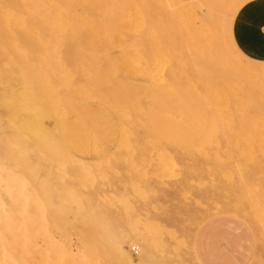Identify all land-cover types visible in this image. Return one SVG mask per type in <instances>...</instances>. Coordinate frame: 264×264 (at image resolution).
<instances>
[{"label": "rangeland", "instance_id": "obj_1", "mask_svg": "<svg viewBox=\"0 0 264 264\" xmlns=\"http://www.w3.org/2000/svg\"><path fill=\"white\" fill-rule=\"evenodd\" d=\"M167 1L169 3L170 0H167ZM167 1L166 0H0V21H5L8 24V27H4V28L12 29V30L13 29H16V30L17 29L18 30L19 29L20 30L25 29L23 31H26V29H27V31L37 29V30H39V32H42L44 26H46L45 29L47 31L49 30V27H55V28L57 27L58 29L62 28V29H66V32H68L69 35L66 34V32H64V34L59 33L61 31H59L58 33L54 32L55 28L54 29L51 28V30H53L52 33L54 32L56 35H61L59 39H61V44H63V46L61 47V45L59 44L60 47H58V45H57V49L59 48V50H58L59 52L61 50H63V51L66 50V51H68V52L70 51V53H72L71 50H73L72 49L73 46L77 47L79 45V47L83 48L84 47L83 44H85V45L87 44V46H86L87 48L84 47L83 48L84 50L89 49L88 45H89V47L93 48V50H92V48H91V50L89 49L90 51L88 50L92 54L88 53L86 50V52H87L86 54L89 57H91V55H92L91 61L88 59L89 57L87 58L88 60H85L82 56L83 61L85 60L90 64L92 63V65H90V67H88L89 64L88 65L86 64L87 62H85V61L83 62L81 60V58H78L82 64L81 65L80 62L78 61L77 62V64L79 63L78 67L81 65V68H83V69H81V71H79V75H77L79 78H76L75 77L76 73L74 74V72L70 69V67H69V70L71 72L66 71V68H65L66 66H69L70 62L72 64V61L69 60L70 62L66 66H65L66 63H60L59 59H60V61L62 59L59 58L58 56H56V54L52 52L54 47L52 48L50 46L51 43H47L49 45H47L45 48V49L48 48V50H46L45 54L43 53L44 51H42L43 47H42V49L40 48L41 50L39 49L40 51H37L38 48L36 49L31 45V44H35V43L38 44V42H36V41H34V43L32 42L33 38L29 39V41L31 40L29 42V43H31L30 46H27L28 44L24 43V44H27V45H25V48L28 47V49L26 48L27 55H28V53H30V51L33 52L34 54L43 53L42 56L45 55L44 57L47 59V55L50 54V53H47V51H49L50 50L49 47H51L52 48L51 52L53 53L52 55L55 54L54 56H56V58H54V59H58L57 62L60 64H58L56 62V64H58L56 66H54L50 63L48 65H46L48 63L47 60L45 61L46 64L42 63V61H41L42 56L40 55L41 59L39 57L38 58L41 62L39 60H37L39 62V64L36 63L33 59L29 58L30 60H33L34 63H36V65L38 64L35 68V64L33 63V65H32L31 64L32 62L29 63L30 60L28 59V56L26 55V57H24L25 54L22 55L23 54V52H22V54H20V55H22L24 58L27 59V64H22V62L19 61V64H22L20 66L17 63L20 66V68L16 63L14 64V62L11 65V63H12L11 60L15 61V59H16V58L13 59V56H12V57H9V60H10L9 65L11 68L9 67L8 63H5V65H4V63H3L4 57H2V56L6 55L8 58V54H4L5 48H3V47H6L7 44H10V45H8L7 48H9V46H11V45H12V47L14 46V48L17 46L16 43L12 44L11 41H9V39H11L9 37L13 34L15 35L16 32H14V31H16V30L12 31V33L10 30V33H9L10 35L8 37L5 36V34L0 35V37H1L0 38V45H1L0 47H2V49L4 51L3 55L0 54V60L2 61L1 63H3V65L0 64V71H1V73H0V152L3 155L6 154L5 156H7V158H9V160H13L15 163L12 161L11 162L14 163L15 165L17 163L16 166H17L18 170L21 172V174L23 176H25L24 177L25 180L26 181L29 180L31 182V183H29V181H28L26 183V186H25L26 188H24L25 193H24V191L22 192L25 195L24 197H27V198L29 197V200H27L25 198L28 202L26 200H25V202H24V200H21L22 202H20V200H19L18 203L16 201H15L16 203H14V202L11 203L10 201L6 202V200H5V201H3V209H4L5 213L8 214L9 218H10L9 213L11 214L12 219L14 218V216H16L17 219H14V220L15 221L19 220L18 221L19 223H20V220H21V222L23 221L22 223H24V220L25 221L27 220V223L30 220L32 221V222L30 221L28 224L30 226V227L28 226V231L32 236H30L29 234L28 235H29V238L33 240L32 243L30 241L28 242V245H29L28 253H30L31 256L34 254L33 260H35L36 262L32 260L31 264H34V263L38 264L39 262L41 264H43L44 260H42L41 256L39 255L38 249L40 247L42 248L43 246H45L47 244V242H48L47 239L49 238L47 236V234L49 236H51L53 239H59L62 236L67 237V239H69L68 240L70 242L69 246L72 250L69 248L68 257L66 256L65 258H63V261H60V263L59 262L58 263L59 264H64V263L65 264H71V263L73 264L74 255H76V251L79 248L78 247L79 244L77 242L78 241L77 236H78V234H79V236H82V235L86 236L87 234L85 235V233L86 232L89 233L88 231H86L88 229H92V231L90 230L92 234L91 233H89V234L92 238V241H94V243L93 242L91 243L92 247L90 250V254L91 255L94 254L93 260L91 259L92 264H99V262H97V261L102 260V259L103 260L105 259L110 264H116V263L119 264L116 256L114 257L113 252H112V250L114 251V247H113L114 244L113 243L117 239L122 243L123 247L130 253L132 258L136 259L138 257V250H137V254L134 253V251L132 250L133 245H132V243L128 242V239H129V236L131 235V229L133 230V227L136 228L137 226H140V228L137 227V229H140V230H136V229L135 230L140 231V233L142 235H148L147 231H151V234H154V235L149 234V236L151 238L156 237V236L159 238L158 235H161L162 238H160V239H157V238L153 239L152 238L154 240V243L156 242V244H155L156 248L154 249V254L156 257L154 256V258H157L159 255L161 257V255L164 253V250H166L164 248L166 246L169 247L168 244H170V243L172 244V242H173L174 245L170 244V248H172V249L167 248L165 253L172 257V254L167 253V251L170 253L173 252V254L176 253L175 254L177 256L176 258H179V256H180V258L183 256H186L185 258L187 259L188 253L189 254L192 253L191 255L195 254L196 246L198 244H200L199 222H200L201 218L203 220V212L201 213L202 208H200L201 209L200 213H201L202 217H201V215L199 216L200 213H198V216H197V215H194L193 212H195L196 210L199 211V206L203 207L204 211H205V205L208 204V202L206 201L207 199L202 200L203 197L208 198L209 204H210V202L213 203L214 201L216 202L217 200L224 202V207H218L219 204H223V203H219L218 201L216 202L218 204L217 205V208L219 209V210L217 209L218 212L213 211L214 213H212V211H210L213 209L216 210V205L213 206L215 208H213V207L211 208V204H210V207H209L210 210H209V208L206 207V209L208 211V212L206 211V216L204 214V217H205L204 219H206V220H209V219H212L213 217H217L219 215H222V216H230V217H234V218H241V219H244L245 221L248 220V222H250V221H252L250 219L252 216L251 213H254V216H255V214L257 215L256 211L258 210V213L261 212L259 214H261V215L264 214V207H263L264 197L261 196L263 199L261 198V200H260L259 199L260 193L259 194L256 193L259 191L254 192V191H250V190H249L250 193L254 192L252 195L250 194L251 197L253 196L252 198L254 200L258 199L257 203L258 202L261 203V204L258 203L255 206V208L251 207L254 210L250 211V209H249L248 211L250 213L247 211L249 214H251V216L247 215L248 213L247 214L244 213V211H246L247 209H245L244 211L242 210L243 215H240L241 214L240 212L239 213L235 212L233 209H232L234 211L233 214H232V211L225 210L229 207V205H230V204H228L229 202L231 204H233V207H235L234 206L235 202H237V200L241 201L240 199H237L236 201H232V200H234V199H232V197L235 198V196H236V198L241 197V199H242L243 195L245 197H247L246 195L248 194V192H246V195L242 194V196H240V193H243L244 190L246 188H248L249 185L248 186L246 185V188H245V185L243 183L239 182L240 180H238L239 178H237L238 175H237L236 170H235L236 167H239L240 169L246 168L248 171H251V169H252V172H253V171H256L257 168L258 169L261 168L260 167L262 165L261 163L264 161V124H263L264 121H261V119L264 118V115H262V113L264 112V81H263L264 80V74H262L261 73L262 71H260L264 68V0H239L235 4L233 9H231V11L229 12L230 15L228 16L229 19H228V22L226 25L227 41H228V44L230 45V47L232 46L231 47L232 50L236 49L235 51L234 50L233 51L243 61H247L249 63L255 64L254 71L257 72V73L253 72L256 75V78H255V76L253 74V76H254L253 78H255V80H253V78L249 79L250 81L249 80L245 81V79H243L242 81L244 84H248L250 82L249 83L250 85L249 84L243 85V83H241V86H242L241 89H243L244 91L240 90V92L239 91L235 92V90H234L235 88L233 89V87L231 86V85H234L236 83V81H235L236 79H234V81H235L234 83H232V82L230 83V80H228L229 82L224 81L225 83H223L224 84L223 86L226 88H224L222 86L225 90H223L222 87L219 90L221 97L216 90H213V92L208 93V96L211 93H212V96H209V97L207 96V98H208L207 102L205 99H203L204 98V95H202L203 93H200L199 91H197L194 88V85H193L194 82L190 79L189 84H187L185 80L187 79V76H186L187 74L190 77V75L192 76V73H194V71H199L200 69H201L200 71H203L202 69H204L205 67L203 66V64H200L201 61L204 58L208 59L211 56L214 57V54L216 55V53H217V49H215V48L220 49L217 45V43L220 40L219 37L221 38V36H220L221 33H219L220 35H218V31H217V29L220 30V28H219L220 26H217V25H220V23L218 22L219 19H218L217 15H216V19H215L216 12H214L215 14L212 13L213 11H217V8H216V10H213V7H212L213 11H211V9H208L207 7H205L206 9L204 7H203L204 9L203 8L198 9V7H195L194 4L197 3L195 1L200 2V0H194V1H192V3L190 0H188V1L183 0V1H186L184 4H183L182 0H176L177 5H179L180 2H182L181 6L179 5L181 8L176 7L175 6L176 4L173 3V1H172L170 3V7H172V8L169 9L168 3L166 4ZM206 1L207 2L209 1L211 4H212V2H216V0H214V1L213 0L212 1L211 0H205V1L201 0V2H203V3L205 2V4H206ZM218 1H217V4H218ZM222 1L220 0V3L218 5L216 3L214 5V7H220V8H218V10L219 9L220 10L217 12H220L221 10L223 11L222 8L224 6H222V5L226 4L230 0H226V2H225V0H222ZM186 3H188V5H185ZM210 3H208V4H210ZM222 3H224V4H222ZM182 5H185L186 7H183ZM175 7L178 9L177 12H176V9H174ZM200 9H202V10L200 11ZM181 10H183V11L185 10L184 11L185 13L182 12ZM222 11L220 12L221 14H222ZM217 14L220 16L219 13H217ZM201 16H202V18H201ZM194 19H195L196 23L192 22ZM45 29H44V31H45ZM37 30H36V32H37ZM47 31L45 32L46 34L49 32V31L48 32ZM26 33H28V32H26ZM31 33H32V31H31ZM31 33L29 35H31ZM45 33H44V36L46 35ZM6 34H7V32H6ZM32 34L33 35H31V37L35 35L39 38V39L36 38L39 40V44L43 41L42 40V38H43L42 34L43 33H40L41 35L39 34V36H41V42H40V37L38 35H36L34 33H32ZM22 35H23V32H22ZM24 35H23V37L25 39L26 37ZM29 35L27 34V36H29ZM56 35L53 34V35H51V37L54 36V38H55ZM18 36H19V34H18ZM17 37H15V38H17ZM21 37L22 36L20 33V39H21ZM49 37H50V32H49ZM2 38H5L6 42L8 41L6 46L3 45L5 43L2 42L3 41ZM36 39H34V40H36ZM43 39L47 40L48 38L46 37ZM50 39H52V38H50ZM23 40L21 39V41H23ZM46 40H45V42H46ZM52 40L54 41L55 39H52ZM69 40H72V41H69ZM105 40H106V42H105ZM114 40H116V41L114 42ZM206 40H207V42H206ZM16 41L14 40L12 42H16ZM26 41H27V39H26ZM49 41L50 40H48V42ZM67 41H69V42H67ZM188 41L190 42V44ZM1 42H2V44H1ZM58 42H60V41H57V43ZM42 43L44 44V41ZM57 43H55V44H57ZM69 43H71L73 45L71 47V50H69V49L67 50V48H69V45L65 46V44H69ZM117 43H118V45H117ZM17 44H18V46L24 45V44H20V42H18ZM37 44H35V45H37ZM39 44H38V47H41ZM104 44H105V46H104L105 48L103 47ZM45 45L46 44H44L43 46H45ZM81 45H83V46H81ZM18 46L16 47L15 50H17L18 48H21L23 51H25V49L22 46L21 47H18ZM31 46L33 47V49ZM64 46L65 47L68 46V47L64 48ZM99 46H101L100 48H102V49H99ZM55 47H56V45H55ZM79 47H77V49ZM188 47H190L192 50L191 49L188 50ZM81 48L78 49L79 53H81L80 52ZM95 48H97L98 50ZM2 49L0 52H2ZM9 49H7V50H9ZM55 49L56 48H54V50ZM57 49H56V51H57ZM214 49H215V51L213 54ZM28 50H30V51H28ZM32 50H36V51H32ZM96 50H97V53H96ZM9 51L11 53V54L9 53L10 55L15 53V52H12V50H9ZM198 51L200 52V55H199L200 58H203V59L198 58L199 57ZM65 52H60V53L65 54ZM68 52H66V54H68ZM73 52L75 54L76 50H74ZM205 52H207V53H205ZM33 53H30L29 56L31 54H32V56H34ZM83 53H85V52H83ZM222 53H223V51H222ZM15 54H17V52ZM39 54H37V55L39 56ZM74 54L72 53V55H74ZM194 54H196V55H194ZM18 55H19V53H18ZM52 55H50V56H52ZM72 55L70 57L73 60V62H75L76 60H74V59H75L76 55H74V58H72ZM201 55H203V56L201 57ZM206 55H207V57H205ZM54 56H52V57H54ZM218 56L216 55L217 58H218ZM14 57H17V55ZM35 57H31V58H35ZM62 57H63V55H62ZM96 57L98 58V60ZM195 57H196V59H195ZM7 58L5 57V59H7ZM48 58H50V57H48ZM67 58L68 57H64V60L66 61ZM217 58H215L214 60L216 61ZM222 58H227L226 54ZM17 59H16V62L18 61ZM199 59H200V63L197 66ZM206 59H205V61H206ZM9 60H5V62H7ZM43 60H45V59H43ZM64 60H63V62H64ZM51 61H49V62H51ZM205 61H203V62H205ZM212 61H213V59H212ZM67 62H68V60H67ZM23 63H26V61ZM28 63L32 67L30 65H28ZM83 63H85V64H83ZM195 63H197V64H195ZM41 64H42V66H41ZM77 64L76 65L73 64L74 66H76V69L74 67H72V69L76 70V72H78V70H79V69L77 70ZM205 64L211 65L210 62H208V61H206ZM215 64L218 65V67H219L218 63H215ZM43 65H46L49 68V71L46 69L47 72H49L46 75H44L46 70L43 68V67H45ZM60 65L62 67L64 66L67 74H68V72L70 75L74 74L73 77H75L76 79L65 77L66 74L64 72H62L60 74V72H61ZM73 65H71V66H73ZM213 65H211V66H213ZM13 66H14V69H13ZM28 66H30L31 68ZM201 66H202V68H201ZM258 66H261V68ZM195 67H196V69L197 68L198 69L195 70ZM25 68H28L27 70H29V72H27V70ZM37 68H39V70ZM42 68H43V70H45L44 74L40 73V72H42L41 71ZM88 68H90V69H88ZM208 68L211 69L210 66ZM10 69H12V70H10ZM22 69H25L24 70L25 72ZM30 69L34 70V71L31 72ZM57 69L60 71V72L58 71L59 73L57 72ZM91 69H92V72H91V74H89L90 73L89 70H91ZM151 69H154V70L152 71ZM255 69L259 70L260 71L259 73L261 75H263V77L261 75H260L261 76L260 77L258 74V71H256ZM20 70H21V72H20ZM87 71H89V73L86 74ZM152 72H158V74L162 73L164 75L165 79H167V80L168 79L171 80L172 77H174L172 82L171 81H169V82L173 83L175 85L170 87V88L168 87L167 89L163 90L161 93L156 95L155 98H153L154 100H152V102L150 103L151 106L147 105L145 107V108H147L149 106L148 107L149 109L145 110L148 113L147 116H145L146 112L143 110V109H145L144 106L146 104H149V101H151V100H148V99H150L148 94L150 92H154V90H153L152 86H151V89L153 91L151 89H149L150 88V82L152 79L149 78V79L144 80L143 78L153 76L151 78H155V79H153L155 81L156 80L155 76H157V74L155 75V73H154V75H150V74H152ZM173 72H174V74H173ZM35 73H37V74H35ZM263 73H264V71H263ZM139 74L141 75L140 78L138 77ZM202 75H203L202 72L201 73L198 72L196 78H194V81L201 82V77H203ZM55 76H57V77H55ZM87 77H89V78H87ZM177 77H179V78H177ZM257 77H258V79H257ZM90 78H91V80H90ZM180 79H182V80H180ZM55 80H57L58 82ZM76 80H77V82H74ZM53 81L56 82L57 84L54 83ZM161 81L164 82L163 79ZM174 81L176 83H174ZM177 81H179V82H177ZM180 81H182V82L185 81L184 85H186V86H183L184 88L179 85ZM242 81H240V82H242ZM153 82H151V83H153ZM182 82L180 83L181 85H182ZM51 83L52 84L54 83L53 84L54 87H52L53 85L51 86ZM73 83H75L76 85ZM55 84H56V86H55ZM88 84H90V85H88ZM176 84L178 86H176ZM236 84L234 85V87L238 86V84L237 85ZM188 85H189V87H188ZM89 86H92V87H89ZM153 86H154V84H153ZM191 86H192V88H191ZM241 86L239 84L238 89ZM69 87L71 89H79V90L81 89L80 90L81 92L79 90H78L79 92H76V90H75V92H76V95H75L73 90L70 91L71 89H69ZM87 87H89V89ZM83 88H84V90H83L84 92L87 89L89 90L91 97H95L94 93H95V90L97 88L98 90L104 92L105 96H107L106 97L107 100L112 99V100H114L112 102L115 104L117 103L115 98H117L118 100H120V98L123 99L124 102H126V104H127V108H133L131 110L127 109L129 112L128 113V119H129V122H131L130 124L128 123L130 128H128L127 122L122 123V120L119 119V117L115 115V117H112L111 120L109 119L107 121V123H105L104 131H105V134L107 137L106 139H102V140H98V141H92V140L90 141L89 140V141L78 142L76 140V137H75L74 117H75L76 112H79V115L81 112L80 108L78 110V102H79V100L81 102L82 101L81 97L85 95V94H82L80 97V94H79V93H84L82 91ZM253 88H254V90H252ZM154 89H155V87H154ZM257 89H259V91H257ZM88 90L86 92H88ZM171 90L172 91L174 90V91L172 92ZM69 91L71 92V94L68 93ZM253 91H256V93H254ZM109 92L114 93V95L110 96ZM242 92L245 95H243ZM48 93L50 95H48ZM72 93H73V95H72ZM77 93L79 94L78 97H77ZM257 93L260 95H258ZM199 94H201V96ZM238 94H239L240 99L242 101L238 98L239 97ZM86 95H88V93H86ZM147 95H148V97H147ZM246 95H247V97L250 95L249 98L252 99L253 103H255V102L258 103V104L257 103L253 104V108L251 107L252 105L248 106L252 109L247 107V105L252 101L249 99L250 102H248L249 100L248 101L246 100V99H248L247 97H245ZM68 96H70V97L67 99V101L70 100V98L72 96V99H73V97H74V99L77 98V99H75V101H77V102H75L73 99V100L68 102L69 104H70V102L72 104L68 105V103H67L66 105H64V100L66 99L64 97H68ZM55 97H57L58 99ZM223 97L225 98V100ZM241 97H243V98H241ZM52 98L55 99V102L52 100ZM259 98L260 99L262 98L261 100L263 101V103L261 102V100ZM84 99L87 100L86 97ZM92 99H94V98H92ZM177 99H179V100H177ZM210 99H211V101L214 100V102L210 103ZM243 99H244V101H243ZM51 100L54 102V104L56 103V105H53V106H55L54 111H52L53 116L51 115L52 113L50 114V112H49V110H50L49 107L53 108V106L50 105L52 103ZM46 101H48V102L50 101L51 103L50 102L45 103ZM61 101H63V103ZM185 101H187V102H185ZM224 101H225V103H224ZM59 102H61V104L64 105V111H67V113L65 112V114H64L63 113L64 111L61 109L56 110L57 106H60V108L63 109V106L58 104ZM174 102L178 103L179 105L174 103ZM41 103L44 105H42ZM139 103L140 104L144 103V104L142 106L141 105L138 106L137 104H139ZM259 103H262L263 105L259 104ZM40 104H41V106H40ZM211 104L213 107L211 106ZM245 104H247V105H245ZM257 105H259V106L257 107ZM133 106H135V108ZM137 107H138V109H137ZM244 107H247V108H244ZM256 107L259 108L258 110H260V111L257 112ZM184 108L187 111H185ZM36 109H37V111H36ZM66 109H68V110H66ZM241 109H243L245 112H246V109H248V111H247L248 113H246L247 115ZM253 109L255 110V112L254 111L252 112ZM134 110H137V112L138 111L139 112L137 113ZM148 110H149V112H148ZM250 110H251V113H250ZM140 112H142V113H140ZM162 112L164 113V115ZM186 112H188L187 115H185ZM259 112H262V113L260 114ZM42 113H44V114H42ZM130 113H132V115H131L132 117H130ZM256 113L257 114L259 113L260 115L259 114L257 115ZM47 114H50V117L52 116L51 118L49 117V120H48L49 123L47 121ZM63 114L65 115V117L62 116ZM141 114H144V115H141ZM254 114H256V115H254ZM133 115H135V116H133ZM158 115L160 116V118H158L159 117ZM136 116H138V117H136ZM141 116H143V117H141ZM166 116H167V118H166ZM60 117H63V118L61 119ZM214 117H216L215 118L216 122L214 120ZM245 117L246 118L249 117L247 119L249 122H247V120L244 119ZM56 118H58L60 120L58 121V119H56ZM145 118H147L148 120ZM169 118L171 121L169 120ZM251 118H253V119H251ZM130 119L133 121H130ZM135 120H137V121H135ZM241 120H243V121H241ZM60 121H61V123H60ZM146 121L149 122L148 124L150 126L149 125L147 126ZM245 121H246V123H245ZM133 122L135 123V125H133L134 124ZM145 122H146V124H145ZM139 123H140V125L142 123V125L140 126ZM240 123H241V125H240ZM43 124H45V125H43ZM246 124H248V125H246ZM48 125H50L51 127H54V130L52 131L51 135H53L54 139L55 140L57 139V141H58L54 145V147H55V149L57 148L56 150H58L60 148L59 152L60 151L61 152L58 154H59V156H61L63 154L61 156V158L55 153L54 154H55L56 159L53 157L54 155L52 153L55 150L54 151L52 150L53 152L50 153V155H51L50 156L48 150L45 151L46 148H45V146H43L44 143L42 144V142H41V141L45 140L44 139L45 135H44L43 131H41V129L42 128L46 129L48 127ZM144 125H146V126L144 127ZM43 126H45V127H43ZM131 128H132V130H131ZM137 128H139V129H137ZM31 129H33V130L35 129V131L33 133H31L32 132ZM44 129H42V130H44ZM122 129H125V134H123L124 130H122ZM148 129H149V132H147ZM137 130L139 132H137ZM127 131H128V133H127ZM135 132L137 134H135ZM34 133L35 134L37 133V134L35 135ZM144 133L147 135H145ZM127 134H128V136H127ZM152 134H154V135H152ZM34 135L38 136V141L36 139L37 137H35ZM42 135H44V136H42ZM129 135L131 138L129 137ZM150 135H152V136H150ZM39 136H42L43 138H41V140H39L40 139ZM123 136H125V137H123ZM122 137L125 141V142L123 141V144L126 143L127 145L126 144L123 145L121 143ZM125 138H127V139H125ZM42 139H44V140H42ZM139 139H141V140H139ZM132 140H134L136 142H133ZM119 142H120V144H119ZM140 143L145 145V147L143 145H141ZM147 145H149V146L147 147ZM42 147H44V148H42ZM122 147H123V149H122L123 151H121ZM187 148L189 149V151ZM192 148H194V149H192ZM136 149H137V151H136ZM148 149H150V152ZM180 149L183 150L184 152L181 153L182 151H180ZM177 150L179 151V153H176ZM37 151H39V152H37ZM127 151H128V153H127ZM145 151H146V154H145ZM185 151H186V153H185ZM172 152H174V153L172 154ZM184 153H185V155L183 156ZM179 154L180 155L182 154V156L185 157V159L184 158L181 159ZM111 155H113V156H111ZM173 155L174 156L179 155V156L174 157ZM164 156L167 157V159H165ZM62 157H64L65 160H63ZM113 157H115V158H113ZM52 158H54L55 160ZM76 158L78 160H76ZM69 159H70V161H69ZM55 161H56V163H55ZM25 162H27L26 163L28 165L27 167H26ZM65 162H67V163H65ZM81 162L82 163L87 162L88 164H90V165H88L87 163L86 164L84 163L86 165V167L81 166V165H80L81 167L79 166L80 168H85L84 170H82L83 174H82V172L80 173L81 170L78 167V163L82 164ZM76 164H77V166H76ZM55 165H57V166H55ZM18 166H20V169ZM48 166H49V168H48ZM52 166L54 167V169ZM161 166L163 167L161 170L156 169V168H161ZM23 168L25 170L26 169L27 170L25 171ZM187 168L190 169V173H189V171L187 173V170H186ZM191 169H192V171H191ZM199 169H200V171H199ZM253 169H255V170H253ZM22 171H24L26 175ZM88 172H89V175L95 174V176H92V177L86 176L85 177V173H88ZM154 172H156V174L158 176L156 174H154ZM185 172H186V175L184 174ZM146 173H147V176H146ZM200 173H201V175H200ZM255 173L256 172H254V174ZM183 174L187 178L186 182H188L189 187L185 186L186 187L185 188V187L177 186L175 184V181L177 183L178 180H180L178 178H180V176H183ZM188 174H190L191 176L190 175L187 176ZM197 174H199V175H197ZM83 175L85 178L81 177ZM154 176H156L157 179ZM184 176L180 180L181 182H184V181H182V180H185ZM146 181H147V183H146ZM250 183L251 182H249V184ZM185 184L187 185V183H184L183 185H185ZM251 184H250V186H253V184L252 185ZM175 185H176V187H175ZM255 185L253 186L254 190H255ZM148 187H149V189H148ZM172 187L176 188V189H173ZM177 187H178V189H177ZM180 187L182 188L181 190H180ZM239 188L243 189L242 192H240ZM28 189L30 192L28 191ZM187 189H189V191ZM251 189H252V187H251ZM257 189H258V187H256V190ZM151 190L155 192L156 197L153 194L154 192H152ZM233 190H234V192H233ZM171 191L173 193H171ZM245 191H248V190L246 189ZM238 192H239V194H238ZM26 193H27V195H26ZM185 193L188 194L189 196L185 195ZM234 193L235 194L237 193L238 195L232 196L231 194H234ZM255 193H256V195H255ZM19 194H21V193H19ZM169 194H170V196H169ZM206 195H207V197H206ZM230 195L232 197L227 198ZM250 195L248 194V198H250ZM260 195H262V194H260ZM179 196H181V197L178 198ZM255 197L257 199H255ZM168 198H169V200H168ZM21 199H23V196H21ZM200 199L202 200V202L200 201ZM224 199H226L227 202L224 201ZM229 199H230V201H229ZM157 201L159 202V204ZM161 201H163V202H161ZM179 201H180L181 205H180ZM192 201H194V202H192ZM242 201L245 202V200H243V199H242ZM252 201L253 200L251 199V203L254 204V201L253 202ZM182 202L183 203L185 202L184 203L185 206L189 205L188 206L189 208L187 209V207H185L182 204ZM196 202L198 204H195ZM215 202H214V204H216ZM246 202L249 203L248 205H250V202H248V200ZM23 203H24V205H23ZM156 203H157V205H156ZM170 203H172L171 204L172 206L170 205ZM204 203H206V204H204ZM237 203H236V206L239 205ZM17 204L20 205L19 208H18ZM176 204H179V205H177V208H174V206H176ZM34 205H35V207L37 206L38 209L35 208ZM160 205H161V207H160ZM196 205L198 206V208H194L195 209V211H194L193 207H197ZM243 205H244L243 208H246V207L250 208V207H248V205H246V203ZM153 206H156L159 208H157V210H154V209H156V207H154V209H153ZM163 206H165V207H163ZM167 206H170V209H168L169 207H167ZM11 207H12V209H11ZM184 207H185V209H184ZM257 207H260V209ZM39 208H42V210L40 209V211H39ZM173 208L174 209L179 208V211L177 210V212H175L176 210L173 211ZM221 208H223V209H221ZM229 208H232V207H229ZM241 208H242V205H241ZM261 208H263V210H261ZM162 209H164L166 212L165 211L162 212ZM167 209L171 213L169 211H167ZM190 209H191V211H189ZM235 209L237 210L236 207H235ZM184 210H186V211H184ZM192 210H193V212H192ZM61 211H63L64 217L63 216L58 217V214H60ZM187 211L189 212L190 215L187 214L188 213ZM238 211H239V209H238ZM262 211H263V213H262ZM173 212L177 213V214H174ZM178 212H181L182 216L185 215V217L188 215L190 217V218L186 217L187 219L189 218L188 221L184 217L180 218L182 221L179 220L178 217L181 215V213L179 214ZM185 212L187 215L186 214L183 215V213H185ZM18 213H20L21 215H24L26 213V219L22 218V219H24V220H22L21 218H19L18 216H21V215ZM155 213L159 216L158 218H157V215H155ZM164 213L165 214L168 213L169 214L168 216H170L171 218H172V216H174V217L172 219L170 217L168 218L167 215H165ZM195 213L197 214V212H195ZM160 214L162 217L160 216ZM192 214L194 215V220H192V216H193ZM245 214L249 217H246ZM163 215L165 218L163 217ZM177 215H179V216L177 217ZM261 215L260 216L258 215L257 217L263 218L264 216L262 217ZM150 216L152 218H153V216H155L154 218L157 220V221H155V224L158 222L159 227H157V224L154 225V221H152V218ZM242 216H243V218H242ZM146 217L149 218V220L150 219L151 220L150 221L145 220ZM198 217L200 218V220H198L199 219ZM257 217L256 216L252 217V219H254V221H255ZM62 218L65 219L66 221H64ZM137 218L141 221H139ZM166 218L168 219V221ZM136 219H137L138 223L143 224L142 226L145 225V227H143V228H145L144 234H143V232H141L143 230V228L141 227V225L137 224ZM155 219H153V220H155ZM190 219H191V221H189ZM44 220L47 221L50 225L48 223L45 224ZM143 220L148 222V227L149 226L152 227V224H153L155 226V228L157 227L158 230H161V231L158 232L157 228L155 229L153 227H152V230L149 229L150 227L147 228V230H146L147 223L145 222V224H144ZM9 221L11 222L10 219H8L7 221L5 220V218H4V220H3V218L0 219V227L4 229V231H3V229L1 230V228H0V233L6 234V235L3 234L4 237L6 236L5 237L6 239H4L5 241L3 240L4 242L2 241V243H3L2 245L3 246L5 244H6L5 246H8L9 244L13 245L12 243H14L13 242V240H14L15 243L17 242V247H19L18 245H20V241H18V240L20 239L19 237H21V235L18 233L19 226L14 224L15 226L12 227L13 224L11 225ZM40 221H42V222H40ZM49 221L52 223L53 222L55 223V221H56L57 223L55 224V226H53L52 223H50ZM63 221L64 222L68 221L70 223V224L68 223L69 225L67 224V226H66V228L68 227L67 230L66 229L64 230L65 231L64 235H66V236L63 235L64 231H62V233H61V231H59L58 224H59V222L62 223ZM164 221L167 223H165ZM6 222H8L7 225H6ZM34 222H37V224L40 222V224H39L40 226L37 227L38 225ZM180 222L185 223L184 226L185 225L187 226L188 223L192 224L191 222H193L194 225L192 226V228H190L191 229L190 231H192V232L190 233L189 230H187V229H186L187 231H183L184 226H182L183 224H181ZM1 223L3 225H1ZM41 223L44 225H49L48 227L49 228L51 227L52 229L50 228V230H49V228L46 226L45 229H47V232H45L44 229L41 228ZM84 223H86L87 226ZM255 223L257 224V222H255ZM79 224H81V226ZM82 224H84V226ZM89 224H90L91 228L88 226ZM161 224H163V225L161 226ZM172 224H175V225H172ZM176 224H177V227H176ZM44 225L42 227H44ZM178 226H180V227H178ZM190 226H187V227H190ZM172 227L175 229V231L177 230V228H178V230H181V231H179L181 234L178 235L177 234L178 230L175 232V231H173ZM38 228L41 230H38ZM141 228H142V230H141ZM83 229H85V230L83 231ZM153 229L155 230V232ZM162 229L163 230L165 229V230L162 231ZM80 230L83 233L80 234L79 233ZM168 230H170V231H168ZM171 230H172V232L176 233L175 236L171 235V233H172ZM2 231H3V233H2ZM5 231H7V233ZM12 231L14 233H17L16 237L12 233ZM66 231L68 232V234H66ZM160 232H162V233H160ZM163 232H165V233H163ZM167 232H169V233H167ZM182 232H187L188 235L190 233V236H189L190 238L187 236L186 233H184V235H183ZM258 232L259 231H255L253 233V237L258 238L259 235L261 237L264 236V235H261L262 231L259 233ZM263 233L264 232H262V234ZM7 234H8V236H7ZM257 234H259V235H257ZM10 235L13 236V239H12V236H10ZM44 235H46L45 237H48V238L47 239L44 238V240H42ZM181 235L185 236V238L188 237V239H186V241L188 240L187 245L189 247L183 243H182L183 244L182 245L181 243L179 244L178 242L175 243L174 241H172V240H174V238L176 236H179L178 240L181 239L183 237V236L181 237ZM260 236H259V238H261ZM10 237H11V239H10ZM34 237L36 240L34 239ZM163 237H164V239H163ZM165 237L167 239H165ZM170 237L172 238V240H169V239H171ZM16 238H18L17 241L15 240ZM113 238H114V241H113ZM160 240L164 245H161L162 243L160 242ZM162 240H164L165 242ZM166 240L167 241L169 240L170 243H169V241H168V243H166L167 242ZM175 240L177 241V239H175ZM108 241L111 242L112 245H111V243L109 244ZM18 242H19V244H18ZM183 242H185V241H183ZM256 242L260 245L258 240ZM253 243H254V241H252V244ZM176 244H177L178 248H176ZM178 244L181 246V248H180V246H178ZM190 244H192V245H190ZM242 244H243V247L240 250L239 249L236 250L239 253V254L237 253V255H236V257L238 259H240L242 261H247V260L253 258L252 253L258 251L257 253H259L260 256L254 257L253 259H256L257 263L260 261L259 262L260 264H264V261H262V259L264 260V255H263L264 250L262 249L261 245L259 246L260 249L256 247V249L253 250V248L249 244H246L245 242H243ZM258 244H257V246H258ZM34 245L35 246L37 245L38 248H36ZM157 245L160 248H158ZM184 245L187 246L189 250L183 249V248H185ZM182 246H184V247L182 248ZM30 248H33L35 253L32 249L30 250ZM109 249H111V251ZM158 249L159 250L164 249V250L159 251ZM182 249L187 250L188 252L184 251L187 254H184V252H183V255H178L179 253L182 254L180 252ZM91 251H92V253H91ZM155 251H157V254ZM190 251H192V252H190ZM28 253H25V254H28ZM165 253L163 254L164 255L163 258H157V259H161V260H157L158 264H167V262H168V264H170L169 263L170 261L174 262L175 264L176 263L181 264L182 262L184 263V260H185L184 257H183L184 259H182V258L177 259V262H176V258L174 255H173L174 258L173 257L171 258L173 260H171L169 258V256L166 257L168 259V261H167L165 258ZM114 255H115V253H114ZM191 255L189 257L190 261L187 259L186 262L187 261L190 262V263L187 262L188 264H191V263L196 264L193 260V256H191ZM27 257H29V255ZM31 258L32 257H30V260H31ZM66 259H68L70 262ZM162 260H166V261L163 262ZM179 260H181V261H179ZM161 261H162V263H161ZM29 262H31V261H29ZM216 263H217V259H216L215 263H212V264H216ZM51 264H53V262H51Z\"/></svg>", "mask_w": 264, "mask_h": 264}, {"label": "bare ground", "instance_id": "obj_2", "mask_svg": "<svg viewBox=\"0 0 264 264\" xmlns=\"http://www.w3.org/2000/svg\"><path fill=\"white\" fill-rule=\"evenodd\" d=\"M166 1H167V0H166ZM172 1H173V3L176 4V0H170L169 3H168V1L166 2V4L168 3V8H169V9L172 8V7H170V3H171ZM182 1H183V0H182ZM187 1H188V0H187ZM190 1H191V3H192V1H194V0H190ZM202 1H205V0H202ZM211 1H212V0H211ZM213 1H214V0H213ZM217 1H218V0H216V2H212L213 5H212L209 1H208V2L206 1V4H205V2H204V3L201 2V0H200V2H199V1H195V2H197V3L194 2V3H195L194 6H195V7H198V9H199V8H203V7H204V8L207 7L208 9H211V11L216 10V8H217V11H219L220 9L218 10V8H220V7H214L215 3L217 4ZM221 1H222V0H221ZM238 1H239V0H230L229 2H227L226 4H224V3L226 2V0H225V2L222 3V4H224V5H222V6H224V7L222 8L223 11L221 10V11H222V14L220 13L221 11H220V12H217V11H213V12H212V13L216 12V14L214 13V14H215V19H216V15H217V17H218V19H219L218 22L220 23V25H217V26H220L219 28H220V30H221V31H220V30L217 29V31H218V35H220L219 33H221V35H220L221 38L219 37L220 40H219V42L217 43L218 47H219L221 50L218 49V48H215V49H217V53H218V54L216 53V55H217V56L219 55L218 58H217L216 55L214 54L215 49L213 50L214 57H212V56L209 57V58H208L209 60L206 59V58H204V59H203V58H200V56H199V55H200V52L198 51V52H199V54H198L199 57H198V58L203 59V60H202L201 63H200V59H199V60H198V61H199L198 64H197V63H195V64H197V66L199 65V63H200V64H203V66H204L206 69L203 67V68H204V69H202L203 71H200L201 69H200L199 71H194V73H192V76L189 74L191 78L188 76V74L186 75V76H187V79L185 80L186 83L189 84L190 79H191V80L194 82V83H193L194 88H195L197 91H199L200 93H203L202 95H204V98H203V97H202V98L205 99L206 102H207V99H208V98H207L208 93H209V92H213V90H216V91L219 93V95H220L219 90H220L221 87L224 85L223 83H225L226 81L229 82L228 80H230V83H231V82L234 83V82L236 81V83L238 84V86H237V87H234V85H235L236 83H235L234 85H231V86L233 87V89L235 88V89H234L235 92H237V91L240 92V90L244 91L243 89H241V88H242L241 83H243V81H242L243 79H245V81H248L249 79H252L254 76H255V78H256V75L253 73V72H255V71H254V66H255V64H253V63H249V62H247V61H243L239 56H237V55L235 54L234 51H235L236 49H235V50L233 49V50H234V51H233L232 48H231L232 46L230 47V45L228 44V41H227V36H226V25H227V22H228V19H229L228 16L230 15L229 12L231 11V9H233V7L235 6V4H236ZM185 2H186V1H183V4H184ZM222 2H223V1H222ZM181 3H182V2H180V4H179V3H178V4L181 6ZM208 3H210V4H208ZM219 3H220V0L218 1V4H219ZM218 4H217V5H218ZM179 5L176 4L175 6L179 8V7H180ZM185 5H188V3H186ZM185 5H182V6H183V7H186ZM166 6H167V5H166ZM176 7H175L174 9H176V12H177L178 9H177ZM212 7H213V10H212ZM180 8H181V7H180ZM204 8H203V9H204ZM214 8H215V9H214ZM188 9H189V8H188ZM188 9H187V10H188ZM205 9H206V8H205ZM201 10H202V9H200V11H201ZM181 11L184 12L185 10H184V11L181 10ZM205 12H206V11H205ZM184 13H185V12H184ZM202 13H203V12H202ZM217 13H219L220 16H219ZM189 14H190V13H189ZM189 14H188V15H189ZM203 15H204V14H203ZM189 16H190V15H189ZM191 17H192V16H191ZM188 18H189V17H188ZM193 18H194V17H193ZM193 18H192V19H193ZM201 18H202V16H201ZM208 19H209V18H208ZM1 20H2V19H1ZM202 20H203V19H202ZM191 21H192V20H191ZM209 21H210V20H209ZM192 22L196 23V22H195V19H194ZM218 22H217V23H218ZM191 24H192V23H191ZM198 25H199V24H198ZM193 26H194V25H193ZM4 27H8V24H7L5 21H0V35H2V34L4 35V34H5V36H7V37L10 35V34H9V33H10V30H11V33H12V31L16 30V29H13V30H12V29H6V28H4ZM45 27H46V26H44L42 32H39V30H37V29H34L35 31H34V30H29V31H27V29H26V31H23V30H25V29H23V30H20V29H19L20 31L17 29L18 31H17V30L14 31V32H16V34H15V35H14V34L11 35V36L9 37V38H11V39H9V41H11L12 44H15V43H16L17 46H18V44H17L18 42H20V44L27 43L28 45H27V44H24L23 46L21 45V46L25 49V51H23L21 48H18L19 50L21 49L20 51H19L18 49L15 50L17 46L14 48V46L12 47V45L9 46L10 49L7 48L8 45H10V44H7L8 41L6 42V39H5V38H2V39H3L2 42L5 43V44H3V45L6 46V44H7V46H6V47H3V48H5V49L7 48V49H9V50H12V52H15V53L17 52V54L13 53L12 55H10L11 53H10L9 50H7V49L5 50V49H4V51H5V53H4L2 47H0V48L2 49V52H0L1 55H3V53H4V54H8V58H7L6 55H5V56H2V57H4V59H3V60H4V61H3L4 65H5V63H8V65L10 64L9 57H12V56H13V59H15V58L17 59V58H18V59H17L18 61L16 62V59H15V61H14V60H11V62H12L11 65L13 64V62H14V64H15V63H16V64H17V63L19 64V61L22 62V64H27V59L24 58V57H26V55H27V50H26V48L28 49V47L25 48V45L30 46L31 43H29V42H30L31 40L29 41V39H32V38H33V40H32L33 43H34V41H36V42H38V44H39V40H38L39 38H38L37 36H35V35L31 37V35H33L32 33H34V34H36V35H38V36H39L40 33H43V34H42V37H43V38H46V37L48 38L47 40L42 38V40L44 41V44H46L45 46H43V45H44V44L42 43L43 41L41 42V36H39V37H40V42H41L39 45H40L41 47H38V44H37V43H35V44H37V45H35V44H31L34 48H36V49L38 48L37 51H40V50L42 49V47H43L42 51H44L43 53L45 54L46 50H48V48H47V49H45V48H46L47 45H49V44H47V43H51L50 46H51L52 48L54 47V48L57 49V45H58V47H60L59 44H60L61 47H62L63 44H61V39H59L61 35H56L54 32H57V33H58L59 31H61V32H59V33L64 34V32H66V29H62V28H59V29H58L57 27H56V28H55V27H49V30H48V31L50 32V37H49V32L45 29ZM201 27H202V26H201ZM47 28H48V27H47ZM51 28H52V29L55 28L53 33H52L53 30H51ZM217 28H218V27H217ZM44 29H45V31H44ZM67 29H68V28H67ZM214 29H215V28H214ZM36 30H37V32H36ZM40 30H41V29H40ZM64 30H65V31H64ZM205 30H206V29H205ZM31 31H32V33H31ZM43 31H44V32H43ZM46 31L48 32L47 34L45 33ZM79 31H80V30H79ZM6 32H7V34H6ZM14 32H13V33H14ZM18 32H19V33H18ZM22 32H23V35L25 34V35H24V36L26 37L25 39H24V37H23V35H22ZM26 32H28V33H26ZM29 32L31 33V35H29V34H30ZM38 32H39V33H38ZM17 33L19 34V36H18ZM20 33H21V36L23 37V38L21 37V39H22V40L24 39V40H23L24 42L21 41V39H20ZM44 33H45L47 36H46V35L44 36ZM116 33H117V32H116ZM27 34H28L29 36H27ZM53 34L56 35L55 38H54V36L51 37V35H53ZM66 34H68V32H66ZM71 34H72V33H71ZM195 34H196V33H195ZM40 35H41V34H40ZM68 35H69V34H68ZM196 35H197V34H196ZM17 36H18L19 38H18ZM193 36H194V35H193ZM12 37H13V38H12ZM15 37H17V38H15ZM34 37H35V38H34ZM57 37H58V38H57ZM119 37H120V36H119ZM119 37H118V38H119ZM202 37H203V36H202ZM0 38H1V37H0ZM36 38H38V39H36ZM50 38L55 39V40L53 41V40L50 39ZM2 39H1V40H2ZM4 39H5V40H4ZM7 39H8V38H7ZM13 39H14L15 41H16V40H17V41H16V42H12V41H14ZM26 39H27L28 42L26 41ZM34 39H36V40H34ZM56 39H57V40H56ZM205 39H206V38H205ZM205 39H204V40H205ZM228 39H229V38H228ZM37 40H38V41H37ZM45 40H46V42H45ZM48 40H50V41L48 42ZM25 41H26V42H25ZM55 41H56V42H55ZM57 41H60V42L57 43ZM69 41H72V40H69ZM69 41H67V42H69ZM115 41H116V40H114V42H115ZM2 42H1V44H2ZM22 42H23V43H22ZM54 42L57 43V44H55ZM105 42H106V40H105ZM186 42H187V41H186ZM188 42H189V41H188ZM206 42H207V40H206ZM229 42H230V41H229ZM231 42H232V41H231ZM103 43H104V42H103ZM215 43H216V42H215ZM215 43H214V44H215ZM20 44H19V45H20ZM54 44L56 45V47H55ZM123 44H124V43H123ZM189 44H190V42H189ZM191 44H192V43H191ZM203 44H204V43H203ZM34 45H35L36 47H35ZM66 45H69V48H67L68 46L65 47ZM83 45H84V47L87 46V44H86V45L83 44ZM83 45H81V46H83ZM117 45H118V43H117ZM121 45H122V44H121ZM0 46H1V45H0ZM21 46H18V47H21ZM32 46H31V47H32ZM65 46H64V48H67V50H68V49L71 50V47H72L73 45H72L71 43H69V44H65ZM76 46H77V45H76ZM104 46H105V44L103 45V47H104ZM125 46H126V45H125ZM186 46H187V45H186ZM215 46H216V45H215ZM11 47H12V48H11ZM33 47H32V49H33ZM51 47H49V48H50V50H49L50 52L47 51V53H50L49 55H47V59L44 57L45 55L42 56V55H43V53H41L42 51L40 52L41 54H39V53L34 54L33 52L30 51L31 49L28 50V51H30V53H33L34 56H32V54L29 56L30 53H28V55H27V56H28V59H29V58H30V59H33L36 63L39 64V62H38L37 60H39V58L42 56V57H41V58H42V60H41L42 63H45V64H46L45 61L47 60L48 63H47L46 65H48V64L50 63V64H52V65H54V66H56V65H58V64H60V63H66V64H65V66H66V65H68V63H69L70 61H72V64H71V62H70L69 66H66L65 68H66V71H70V70H69V67H70V69L74 72V74L76 73V74H75V75H76V76H75L76 78H79L77 75H79V71H81V69H83V68H81V65H82V64H81V61H80L78 58H81V60H82L83 58H84L85 60H88V59H89V60L91 61V57H92V55H91V57H89V56L86 54L87 52L90 53L89 51H90L91 48H92V47H89V45H88V48H89L90 50L88 49V50H89V51H88V50L86 49L87 52H86V50L83 49L84 47L81 48V47H79V45L77 46V47H79L78 49L81 48L82 51L84 50L83 52H85V53H83L81 50H80L81 53H79L77 47H75V46L72 47L73 50H71V51H72L73 54H74L73 51L76 50V53L74 54V55H76V56H75V59H74V60H76L75 62H73V60H72L71 57H70V56L72 55V53H70V51L68 52V51L65 50L66 52H68V54H66L65 51L61 50L60 52H65V54H64V53H60V52L58 51L59 48H58L57 51H56V49L54 50V48H53V50H52ZM95 47H96V46H95ZM97 47H98V46H97ZM100 47H101V46H99V49H102V48H100ZM110 47H111V46H110ZM110 47H109V48H110ZM190 47H191V46H190ZM190 47H188V50L191 49ZM40 48H41V49H40ZM75 48H76V49H75ZM86 48H87V47H86ZM104 48H105V47H104ZM120 48H121V47H120ZM130 48H131V47H130ZM198 48H199V47H198ZM1 49H0V51H1ZM39 49H40V50H39ZM95 49H97V48H95ZM117 49H118V48H117ZM126 49H127V48H126ZM211 49H212V48H211ZM14 50H15V51H14ZM51 50H52L53 53L56 54V56H58L59 58L62 59L61 61H60V59H59V62H60V63L57 62L58 59H54V58H56V56H54L55 54L52 55L53 53L51 52ZM92 50H93V48H92ZM97 50H98V49H97ZM97 50H96V53H97ZM110 50H111V49H110ZM191 50H192V49H191ZM218 50H219V51H218ZM6 51H7V52H6ZM32 51H36V50H32ZM54 51H55V52H54ZM211 51H212V50H211ZM222 51H223V53H222ZM22 52H23V54H22ZM56 52H57V53H56ZM58 52H59V53H58ZM77 52H78L80 55H79ZM91 52H92V51H91ZM219 52H220V53H219ZM9 53H10V54H9ZM18 53H19V55H18ZM47 53H46V54H47ZM69 53H70V54H69ZM194 53H195V52H194ZM205 53H207V52H205ZM205 53H204V54H205ZM20 54H22V55L25 54V55H24V57H23V56L20 55ZM37 54H39V56H38ZM58 54H59V55H58ZM60 54H61V55H60ZM81 54H82V55H81ZM90 54H92V53H90ZM191 54H192V53H191ZM196 54H197V53H196ZM196 54H194V55H196ZM221 54H222L223 56H222ZM225 54H226L227 58H222V57H224ZM9 55H10V56H9ZM16 55H17V57H14V56H16ZM36 55H37V56H36ZM40 55H41V56H40ZM50 55H52V56H54V57H52V56H50ZM62 55H63V57H62ZM64 55H65V56H64ZM74 55H72V58H74ZM77 55H78L79 57H78ZM86 55H87V56H86ZM35 56H36L37 58H36ZM80 56H81V57H80ZM82 56H83V58H82ZM202 56H203V55H201V57H202ZM5 57H6L7 59H5ZM20 57H21L22 59H21ZM31 57H35L36 59H35V58H31ZM38 57H39V58H38ZM48 57H50V58H48ZM64 57H68V58H67L68 62H67V60H66V61L64 60ZM76 57H77V58H76ZM88 57H89V58H88ZM100 57H101V56H100ZM205 57H207V55H206ZM23 58H24V59H23ZM41 58H40V59H41ZM51 58H52V59H51ZM87 58H88V59H87ZM96 58H97V57H96ZM215 58H217L216 61L214 60ZM11 59H12V58H11ZM25 59H26V60H25ZM30 59H29V60H30ZM43 59H45V60H43ZM48 59H49V60H48ZM50 59H51L52 61H51ZM53 59H54V60H53ZM65 59H66V58H65ZM195 59H196V57H195ZM205 59H206V61L210 62L211 65H213V64H214V65L211 66V65L205 64V62H206ZM212 59H213V61H212ZM221 59H222V60H221ZM5 60H9V61L5 62ZM22 60H23V61H22ZM29 60H28V61H29ZM33 60H30V61H29V63L32 62V63H31L32 65H33V63H34ZM63 60H64V62H63ZM69 60H70V61H69ZM85 60H84V61H85ZM97 60H98V58H97ZM25 61H26V63H23V62H25ZM39 61H40V60H39ZM41 61H40V62H41ZM43 61H44V62H43ZM49 61H51V62H49ZM54 61H55V62H54ZM78 61H79L80 64H81V65L79 66L80 68L78 67L79 63L77 64ZM82 61H83V60H82ZM84 61H83V62H84ZM90 61H89V62H90ZM92 61H93V60H92ZM111 61H112V60H111ZM195 61H196V60H195ZM203 61H205V62H203ZM217 61H218V62H217ZM1 62H2V61L0 60V64L3 65V63H1ZM56 62H57L58 64H56ZM85 62H87V61H85ZM196 62H197V61H196ZM29 63H28V65H30ZM36 63H34V64H35V68H36V66L38 65V64L36 65ZM215 63H218V64H219V67H218V65H216ZM18 64H17V65H18ZM22 64H19V65L21 66ZM73 64H75V65L77 64V70L79 69L78 72H76V70L72 69V67H74V68L76 69V66H74ZM83 64H85V63H83ZM86 64H87V65L89 64L88 67H90V65H92V63L90 64V63H88V62H87ZM148 64H149V63H148ZM19 65H18V66H19ZM46 65H43V66H45V67H43V68H44L45 70L47 69V70L49 71V68H48ZM62 65H63V64H62ZM71 65H73V66H71ZM205 65H206V66H205ZM20 66H19V68H20ZM30 66H31V65H30ZM30 66H28V67H30ZM41 66H42V64H41ZM84 66H85V65H84ZM93 66H94V65H93ZM149 66H150V65H149ZM197 66H196V67H197ZM209 66L211 67V69L208 68ZM3 67H4V66H3ZM9 67H10V65H9ZM22 67H23V66H22ZM22 67H21V68H22ZM26 67H27V66H26ZM31 67H32V66H31ZM31 67H30V68H31ZM60 67H61V69H60L61 72H60L58 69H57V72L59 71L60 74H61L62 72H64V73L66 74L65 77L75 78V77H73L74 74H71V75H72V76H71V75L69 74V72H68V74L66 73L64 66L62 67V66L60 65ZM196 67H195V70L198 69V68L196 69ZM258 67L261 68V66H258ZM1 68H2V67H1ZM7 68H8V67H7ZM10 68H11V67H10ZM43 68L41 69L42 72H40V73H43V74H44L45 70H43ZM51 68H52V67H51ZM55 68H56V67H55ZM91 68H92V67H91ZM192 68H193V67H192ZM201 68H202V66H201ZM207 68H208V69H207ZM4 69H5V68H4ZM13 69H14V66H13ZM25 69L27 70L28 68H25ZM25 69H22V70L24 71ZM37 69L39 70V68H37ZM86 69H87V68H86ZM88 69H90V68H88ZM92 69H93V68H92ZM92 69L89 70L90 73H89V71H87L86 74H87V73L91 74ZM6 70H7V69H6ZM10 70H12V69H10ZM15 70H16V69H15ZM18 70H19V69H18ZM30 70H31V69H30ZM47 70H46V72H47ZM115 70H116V69H115ZM151 70L153 71L154 69H151ZM255 70H256V69H255ZM3 71H4V70H3ZM32 71H34V70H31V72H32ZM36 71H37V70H36ZM53 71H54V70H53ZM82 71H83V70H82ZM85 71H86V70H85ZM256 71H258L259 76L261 75V74L259 73L260 71H262L261 73L264 74V73H263L264 68H263L262 70H260V71H259V70H256ZM20 72H21V70H20ZM24 72H25V71H24ZM27 72H29V70H27ZM46 72H45L44 75H46V74L49 73V72H47V73H46ZM59 72H58V73H59ZM70 72H71V71H70ZM198 72H200V73L202 72V74H203V75H202L203 77L200 76V77H201V82L194 81V78H196ZM0 73H1V71H0ZM5 73H6V72H5ZM8 73H9V72H8ZM64 73H63V74H64ZM154 73H155V75L157 74V76H155V77H156V80H155L156 82L153 80V79H155V78H151V77H153V76H151V77H144V78H143L144 80L150 78V79H152L151 82L154 81L153 83L150 82V88H149V89H151V86H152L154 92H150V91L152 90V89H151V90L149 91L150 93L148 94L149 97H150V99H148V100H151V101H149V104H146V105L144 106V108H145L147 105H150V106H151L150 103L152 102V100H154L153 98H155L156 95H158L159 93H161L163 90L167 89L168 87L170 88V87H172V86L175 85V84L169 82V81L172 82V80H173L174 77H172L171 80H170V79L167 80V79H165V77H164V75H163L162 73H159V74H158V72H152V74H150V75H154ZM255 73H257V72H255ZM35 74H37V73H35ZM43 74H42V75H43ZM164 74H165V73H164ZM173 74H174V72H173ZM253 74H254V76H253ZM8 75H9V74H8ZM22 75H23V74H22ZM49 75H50V74H49ZM69 75H70V76H69ZM63 76H64V75H63ZM80 76H81V75H80ZM140 76H141V75L139 74L138 77L140 78ZM261 76L263 77V75H261ZM261 76H260V77H261ZM51 77H52V76H51ZM55 77H57V76H55ZM90 77H91V76H90ZM179 77H180V76H179ZM179 77H177V78H179ZM76 78H75V79H76ZM87 78H89V77H87ZM167 78H168V77H167ZM255 78H253V80H255ZM54 79H55V78H54ZM54 79H53V80H54ZM57 79H58V78H57ZM81 79H82V78H81ZM162 79L164 80V82L161 81ZM182 79H183V78H182ZM182 79H180V80H182ZM234 79H236V80L234 81ZM240 79H241V80H240ZM257 79H258V77H257ZM41 80H42V79H41ZM77 80H78V79H77ZM77 80L74 81V82H77ZM79 80H80V79H79ZM85 80H86V79H85ZM90 80H91V78H90ZM237 80H238V81H237ZM260 80H261V79H260ZM50 81H51V80H50ZM55 81H57V80H55ZM83 81H84V80H83ZM83 81H82V82H83ZM185 81H184V82H185ZM224 81H225V82H224ZM240 81H242V82H240ZM249 81H250V80H249ZM263 81H264V80H263ZM53 82H54V81H53ZM57 82H58V81H57ZM177 82H179V81H177ZM181 82H182V81H180V83H181ZM184 82H182V85L179 83V85L182 86V87H183V86H186V85H184ZM239 82H240V83H239ZM54 83H56V82H54ZM54 83H53V84H54ZM80 83H81V82H80ZM174 83H176V82L174 81ZM247 83H248V82H247ZM249 83H250V82H249ZM249 83H248V84H249ZM252 83H253V82H252ZM53 84L51 83V86H52ZM56 84H57V83H56ZM56 84H55V86H56ZM58 84H59V83H58ZM73 84H75V83H73ZM153 84H154V86H153ZM213 84H214V85H213ZM237 84H236V85H237ZM239 84H240L241 87L238 89ZM248 84H244V83H243V85H248ZM257 84H258V83H257ZM32 85H33V84H32ZM60 85H61V84H60ZM75 85H76V84H75ZM83 85H84V84H83ZM88 85H90V84H88ZM225 85H226V84H225ZM249 85H250V84H249ZM253 85H254V84H253ZM262 85H263V84H262ZM176 86H178V85L176 84ZM180 86H179V87H180ZM41 87H42V86H41ZM44 87H45V86H44ZM52 87H54V85H53ZM64 87H65V86H64ZM89 87H92V86H89ZM89 87H87V88L89 89ZM154 87H155V89H154ZM188 87H189V85H188ZM188 87H187V88H188ZM223 87H224V86H223ZM223 87H222V89L225 90L224 88H226V87H224V88H223ZM253 87H254V86H253ZM256 87H257V86H256ZM260 87H261V86H260ZM183 88H184V87H183ZM191 88H192V86H191ZM191 88H190V89H191ZM200 88H201L202 90H201ZM244 88H245V87H244ZM47 89H48V88H47ZM69 89H71V88L69 87ZM85 89H86V88H85ZM88 89H87V90H88ZM92 89H93V88H92ZM259 89H260V88H259ZM259 89H257V91H259ZM44 90H45V89H44ZM72 90H73V92H74L75 95H76V92H79L81 89H80V90H79V89H71L70 91H72ZM75 90H76V92H75ZM78 90H79V91H78ZM83 90H84V88L82 89V91H83ZM87 90H85V92L83 91L84 93H79V94H80V97H81L82 94H85L84 96L87 98V100L84 99V98H85L84 96H82V97H81V98H82V101L80 102V100H79L78 105H79V104H82V103H85V102H95V103H99L100 105L105 106V107H107L108 109L112 110V112H114L115 115L118 116L119 119L122 120V123H123V122H125V123L127 122V125H128V123H129V124L131 123V122H129V119H128V113H129L128 110H131V109H133V108H127V104H126V102L120 101V100H118L117 98H115V100L117 101V103L115 104V103L112 102V101H114V100H112V99H108V100H107V99H106L107 96H105L104 92L98 90L97 88H96L95 93H94L95 97H91V95H90V93H89V90H88V92H86ZM153 90H152V91H153ZM192 90H193V89H192ZM252 90H254V88H253ZM255 90H256V89H255ZM261 90H262V89H261ZM70 91H69L68 93L71 94ZM171 91H172V90H171ZM173 91H174V90H173ZM173 91H172V92H173ZM193 91H194V90H193ZM80 92H81V91H80ZM175 92H176V91H175ZM225 92H226V91H225ZM253 92L256 93V91H253ZM253 92H252V93H253ZM57 93H58V92H57ZM86 93H88V95H86ZM109 93H110V94H109L110 96H113V95H114V93H112V92H109ZM52 94H53V93H52ZM79 94L77 93V97L79 96ZM178 94H179V93H178ZM235 94H236V93H235ZM242 94L245 95L243 92H242ZM257 94H258V93H257ZM45 95H46V94H45ZM48 95H50V94L48 93ZM66 95H67V94H66ZM66 95H65V96H66ZM68 95H69V94H68ZM72 95H73V93H72ZM75 95H74V96H75ZM148 95H147V97H148ZM175 95H176V94H175ZM175 95H174V96H175ZM199 95L201 96V94H199ZM222 95H223V94H222ZM253 95H254V94H253ZM253 95H252V96H253ZM258 95H260V94H258ZM258 95H257V96H258ZM261 95H262V94H261ZM51 96H52V95H51ZM170 96H171V95H170ZM209 96H212V93H211ZM209 96H208V97H209ZM224 96H225V95H224ZM238 96H239V94H238ZM249 96H250V95H249ZM249 96L247 97V95H246L245 97H247L248 99H246V98H245V99H246L247 101H248L249 99L252 101V99L249 98ZM44 97H45V96H44ZM46 97H47V96H46ZM69 97H70V96H68V97H64V98H66V99H65L66 101L64 100V105H66L69 101H71V100L74 99V97H73V99H72V96H71L70 100L67 101V99H68ZM145 97H146V96H145ZM175 97H176V96H175ZM220 97H221V95H220ZM260 97H261V96H260ZM55 98H57V97H55ZM59 98H60V97H59ZM92 98H94V99H92ZM184 98H185V97H184ZM212 98H213V97H212ZM223 98H224V97H223ZM238 98L240 99V96H239ZM241 98H243V97H241ZM46 99H47V98H46ZM57 99H58V98H57ZM75 99H77V98H75ZM75 99H74V101H75ZM186 99H187V98H186ZM255 99H256V98H255ZM259 99H260V98H259ZM261 99H262V98H261ZM261 99H260V100H261ZM39 100H40V99H39ZM52 100L55 102V99L52 98ZM52 100H51L52 103L49 101V102L51 103L50 105H51V106L56 105V103L54 104V102H53ZM177 100H179V99H177ZM180 100H181V99H180ZM184 100H185V99H184ZM224 100H225V98H224ZM240 100H241V99H240ZM250 100H249L248 102H250ZM256 100H257V99H256ZM34 101H35V100H34ZM43 101H44V100H43ZM43 101H42V102H43ZM56 101H57V100H56ZM241 101H242V100H241ZM243 101H244V99H243ZM257 101H258V100H257ZM47 102H48V101H46L45 103H47ZM49 102H48V103H49ZM61 102L63 103V101H61ZM61 102H59L58 104L62 105V106H63V109L60 108V106H57L56 110L61 109V110L64 111V105L61 104ZM75 102H77V101H75ZM185 102H187V101H185ZM208 102H209V101H208ZM212 102H214V100L211 101V99H210V103H212ZM219 102H220V101H219ZM261 102L263 103L262 100H261ZM140 103H141V102H140ZM140 103L137 104V105H138V106H139V105L142 106V105L144 104V103H143V104H140ZM172 103H173V102H172ZM174 103H176V102H174ZM224 103H225V101H224ZM242 103H243V102H242ZM246 103H247V102H246ZM251 103H252V104H251ZM256 103H257V102L253 103V101H252V102H250L248 105H247V104H245V105H247V107H248L249 105H250V106L252 105L251 107L253 108V104H256ZM262 103H259V104H262ZM41 104H42V103H41ZM41 104H40V106H41ZM70 104H72V103L70 102ZM70 104L68 103V105H70ZM156 104H157V103H156ZM156 104H155V105H156ZM176 104H178V103H176ZM257 104H258V103H257ZM42 105H44V104H42ZM45 105H46V104H45ZM178 105H179V104H178ZM242 105H243V104H242ZM262 105H263V104H262ZM262 105H261V106H262ZM159 106H160V105H159ZM188 106H189V105H188ZM211 106H212V104H211ZM223 106H224V105H223ZM258 106H259V105H257V107H258ZM54 107H55V106H53V108H52V107H49V108H50L49 112H50V114L52 113V114H51L52 116H53V112H52V111H54ZM58 107H59V108H58ZM133 107L135 108V106H133ZM148 107H149V106H148ZM148 107L145 108V109H143V110L145 111V110L149 109ZM189 107H190V106H189ZM212 107H213V106H212ZM247 107H244V108H247ZM257 107H256V110H257V112H258V111H260V110H258L259 108H257ZM47 108H48V107H47ZM139 108H140V107H139ZM190 108H191V107H190ZM248 108H250V107H248ZM252 108H250V109H252ZM254 108H255V107H254ZM127 109H128V110H127ZM137 109H138V107H137ZM163 109H164V108H163ZM25 110H26V109H25ZM56 110H55V111H56ZM66 110H68V109H66ZM140 110H141V109H140ZM157 110H158V109H157ZM184 110H185V108H184ZM184 110H183V111H184ZM241 110H243V109H241ZM34 111H35V110H34ZM36 111H37V109H36ZM59 111H60V110H59ZM134 111L137 112V110H134ZM185 111H187V110H185ZM243 111H244V110H243ZM247 111H248V109H246V112L244 111L245 114L248 113ZM253 111L255 112L254 109L252 110V112H253ZM65 112L67 113V111H64L63 113L65 114ZM138 112H139V111H138ZM138 112H137V113H138ZM145 112H146V111H145ZM148 112H149V110H148ZM188 112H189V111H188ZM188 112H186L185 115H187ZM210 112H211V111H210ZM220 112H221V111H220ZM132 113H133V112H132ZM132 113H130V117H132V116H131ZM140 113H142V112H140ZM162 113H163V112H162ZM250 113H251V110H250ZM259 113L261 114L262 112H259ZM259 113H258V114H259ZM263 113H264V112H263ZM263 113H262V115H264ZM42 114H44V113H42ZM50 114H47V121L49 120ZM57 114H58V113H57ZM64 114L62 115L63 117H65ZM134 114H135V113H134ZM147 114H148V113L146 112V115H145V116H147ZM154 114H155V113H154ZM169 114H170V113H169ZM252 114H253V113H252ZM252 114H251V115H252ZM256 114H257V113H256ZM256 114H254V115H256ZM258 114H257V115H258ZM260 114H259V115H260ZM141 115H144V114H141ZM163 115H164V113H163ZM182 115H183V114H182ZM188 115H189V114H188ZM246 115H247V114H246ZM246 115H245V116H246ZM262 115H261V116H262ZM52 116H51V117H52ZM133 116H135V115H133ZM153 116H154V115H153ZM158 116H159V115H158ZM169 116H170V115H169ZM214 116H215V115H214ZM261 116H260V117H261ZM51 117H50V118H51ZM63 117H60V118L62 119ZM136 117H138V116H136ZM141 117H143V116H141ZM186 117H187V116H186ZM262 117H263V116H262ZM133 118H134V117H133ZM139 118H140V117H139ZM148 118H149V117H148ZM158 118H160V116H159ZM166 118H167V116H166ZM215 118H216V117H214V120H215ZM248 118H249V117H247V118L245 117L244 119L247 120ZM56 119H58V118H56ZM145 119H147V118H145ZM156 119H157V118H156ZM236 119H237V118H236ZM251 119H253V118H251ZM251 119H250V120H251ZM44 120H45V119H44ZM59 120H60V119H58V121H59ZM127 120H128V121H127ZM139 120H140V119H139ZM147 120H148V119H147ZM167 120H168V119H167ZM169 120H170V118H169ZM172 120H173V119H172ZM238 120H239V119H238ZM130 121H133V120L130 119ZM135 121H137V120H135ZM144 121H145V120H144ZM156 121H157V120H156ZM170 121H171V120H170ZM236 121H237V120H236ZM236 121H235V122H236ZM241 121H243V120H241ZM241 121H240V122H241ZM261 121H264V118L261 119ZM146 122H147V121H146ZM146 122H145V124H146ZM215 122H216V120H215ZM247 122H249V121L247 120ZM252 122H253V121H252ZM48 123H49V121H48ZM60 123H61V121H60ZM120 123H121V122H120ZM122 123H121V124H122ZM133 123H134V122H133ZM148 123H149V122H147V126L149 125ZM245 123H246V121H245ZM253 123H254V122H253ZM136 124H137V123H136ZM263 124H264V123H263ZM43 125H45V124H43ZM133 125H135V123H134ZM133 125H132V126H133ZM139 125H140V123H139ZM141 125H142V123H141ZM141 125H140V126H141ZM240 125H241V123H240ZM244 125H245V124H244ZM246 125H248V124H246ZM253 125H254V124H253ZM258 125H259V124H258ZM46 126H47V125H46ZM122 126H123V125H122ZM145 126H146V125H144V127H145ZM149 126H150V125H149ZM43 127H45V126H43ZM126 127H127V126H126ZM134 127H135V126H134ZM134 127H133V128H134ZM121 128H122V127H121ZM123 128H124V127H123ZM128 128H130L129 125H128ZM146 128H147V127H146ZM148 128H149V127H148ZM42 129H44V128H42ZM42 129H41V131H43V133H44V135H45V137H44L45 140L42 139V140H44V141H41V142H42V144L44 143L43 146H45V148H46L45 151L48 150L49 155H50V153H52V152L55 150V151L52 153L54 156H53V155H52V156H53L54 158H55V154H57V155L59 156L58 153L61 152V151L59 152V149H60V148H59L58 150H56L57 148L55 149V147H54V145H55L58 141H57V139H56V140L54 139L53 135H51V134H52V131L54 130V127H51L50 125H48V127H47L46 129H44L45 131L42 130ZM137 129H139V128H137ZM142 129H143V128H142ZM160 129H161V128H160ZM31 130H32L31 133H33V132L35 131V129H34V130L31 129ZM31 130H30V131H31ZM39 130H40V129H39ZM55 130H56V129H55ZM122 130H124V131H123L124 133H123V132H122V133L125 134V129H122ZM131 130H132V128H131ZM145 130H146V129H145ZM150 130H151V129H150ZM129 131H130V130H129ZM143 131H144V130H143ZM152 131H153V130H152ZM131 132H132V131H131ZM137 132H139V131L137 130ZM147 132H149V129L147 130ZM127 133H128V131H127ZM129 133H130V132H129ZM141 133H142V132H141ZM145 133H146V132H145ZM145 133H144V134H145ZM206 133H207V132H206ZM34 134H35V133H34ZM36 134H37V133H36ZM36 134H35V135H36ZM39 134H40V133H39ZM123 134H122V135H123ZM133 134H134V133H133ZM133 134H132V135H133ZM135 134H137V133L135 132ZM31 135H32V134H31ZM35 135H34V136H35ZM40 135H41V134H40ZM44 135H42V136H44ZM142 135H143V134H142ZM145 135H147V134H145ZM152 135H154V134H152ZM152 135H150V136H152ZM42 136H39V138H40L39 140H41V138H43ZM127 136H128V134H127ZM143 136H144V135H143ZM143 136H142V137H143ZM150 136H149V137H150ZM35 137H37L36 139H37V141H38V136H35ZM123 137H125V136H123ZM123 137H122V139H123ZM129 137H130V135H129ZM140 137H141V136H140ZM130 138H131V137H130ZM130 138H129V139H130ZM135 138H136V137H135ZM143 138H144V137H143ZM145 138H146V137H145ZM122 139H121V141H122L121 143L123 144L124 139H123V140H122ZM125 139H127V138H125ZM146 139H147V138H146ZM134 140H135V139H134ZM134 140H132V141H133V142H136V141H134ZM136 140H137V139H136ZM139 140H141V139H139ZM124 142H125V141H124ZM133 142H132V143H133ZM142 142H143V141H142ZM160 142H161V141H160ZM37 144H38V143H37ZM42 144H41V145H42ZM119 144H120V142H119ZM125 144H126V143H125ZM125 144H123V145H125ZM138 144H139V143H138ZM140 144L143 145L142 143H140ZM204 144H205V143H204ZM126 145H127V144H126ZM162 145H163V144H162ZM205 145H206V144H205ZM46 146H47V147H46ZM143 146L145 147V145H143ZM148 146H149V145H147V147H148ZM136 147H137V146H136ZM203 147H204V146H203ZM42 148H44V147H42ZM47 148H48V149H47ZM124 148H125V147H124ZM205 148H206V147H205ZM40 149H41V148H40ZM122 149H123V147L121 148V151H123ZM142 149H143V148H142ZM146 149H147V148H146ZM168 149H169V148H168ZM187 149H188V148H187ZM187 149H186V150H187ZM192 149H194V148H192ZM52 150H53V151H52ZM139 150H140V149H139ZM148 150H149V152H150V149H148ZM117 151H118V150H117ZM136 151H137V149H136ZM164 151H165V150H164ZM167 151H168V150H167ZM169 151H170V150H169ZM180 151H182L181 153L184 152V151L181 150V149H180ZM188 151H189V149H188ZM37 152H39V151H37ZM42 152H43V151H42ZM204 152H205V151H204ZM43 153H44V152H43ZM54 153H55V154H54ZM119 153H120V152H119ZM127 153H128V151H127ZM154 153H155V152H154ZM170 153H171V152H170ZM173 153H174V152H172V154H173ZM176 153H179V151L177 150ZM185 153H186V151H185ZM185 153L183 154V156L185 155ZM46 154H47V153H46ZM46 154H45V155H46ZM61 154H62V153H61ZM61 154H60V155H61ZM124 154H125V153H124ZM145 154H146V151H145ZM172 154H171V155H172ZM204 154H205V153H204ZM5 155H6V154L3 155V154L0 152V185H1L0 188L2 187V188L0 189V193H1V194H0V219L3 218V220H4V218H5L6 221H7L8 219H10L11 222H10V221H9V222H10L11 225L13 224L12 227H14L15 225H18V226H19L18 233L21 235V237H19V238H20L19 240H18V238L15 239L16 241H17V240L20 241V245H18L19 247H17V242L15 243L14 240H13L14 243H12L13 245H10V244H9L8 246H5V245H6V244H5V245L3 246V245H2V244H3L2 241H3L4 239H6V238H5L6 236L4 237L3 234H4V235H6V234L3 233L4 229L0 227L1 230L3 229V231H2L3 234L0 233V264H31V263H32V260H33V258H34V257H33L34 254L31 256V254L28 253V251H29V245H28V242H29V241H30L31 243L33 242V240L29 238V235H30V236H32V235H31V234L29 233V231H28V226H29L28 224H29V222H30L31 220L27 223V220L25 221L24 219H22V218H25V219H26V213H25L24 215H21L20 213H18V214H20V215L22 216V217H21V216H18V217L21 218L22 220H24V223H22L23 221L21 222V220H20V223H19V222H18L19 220H17V221L14 220V219H17L16 216L13 215L14 218L12 219V218H11L12 216H11V214L9 213V216H10V218H9V217H8V214L5 213V211H4V209H3V201H5V200H6V202H7V201H10L11 203H13V202H14V203H16V202L18 203L19 200H20V202H22L21 200H24V202H25L26 199L29 200V197H28V198H27V197H24L25 195L22 193L23 191H24V193H25L24 188H26V187H25V186H26V183H27L29 180H28V181L25 180V178H24L25 176H23V175L21 174V172L18 170V168H17V166H16L17 163H16V165H15V164H14L15 162H14L13 160H9V158H7V156H5ZM43 155H44V154H43ZM57 155H56V156H57ZM62 155H63V154H62ZM62 155H61V156H62ZM142 155H143V154H142ZM156 155H157V154H156ZM174 155H175V154H174ZM174 155H173V156H174ZM179 155H180V154H179ZM179 155H178V156H179ZM186 155H187V154H186ZM50 156H51V155H50ZM61 156H59V157L61 158ZM111 156H113V155H111ZM151 156H152V155H151ZM169 156H170V155H169ZM178 156L176 155V156H174V157H178ZM183 156H182V154L180 155L181 159H182V158L185 159V157H183ZM70 157H71V156H70ZM70 157H69V158H70ZM164 157H165V156H164ZM170 157H171V156H170ZM50 158H51V157H50ZM54 158H52V159H54ZM62 158H63V160H65L64 157H62ZM113 158H115V157H113ZM116 158H117V157H116ZM168 158H169V157H168ZM55 159H56V158H55ZM55 159H54V160H55ZM118 159H119V158H118ZM165 159H167V157H165ZM76 160H78V159L76 158ZM158 160H159V159H158ZM11 161L14 162V163H12ZM67 161H68V160H67ZM69 161H70V159H69ZM69 161H68V162H69ZM79 161H80V160H79ZM81 161H82V160H81ZM98 162H99V161H98ZM23 163H24V162H23ZM26 163H27V162H25V164H26ZM55 163H56V161H55ZM65 163H67V162H65ZM81 163H82V162H81ZM84 163H85V162H84ZM84 163H82L83 165L78 163V167H79L80 165L86 167L85 164H86L87 162H86L85 164H84ZM263 163H264V161H263ZM20 164H21V163H20ZM71 164H72V163H71ZM87 164H88V163H87ZM95 164H96V163H95ZM95 164H94V165H95ZM261 164H262V163H261ZM49 165H50V164H49ZM88 165H90V164H88ZM27 166H28V165L26 164V167H27ZM55 166H57V165H55ZM73 166H74V165H73ZM76 166H77V164H76ZM76 166H75V167H76ZM81 166H80V167H81ZM92 166H93V165H92ZM92 166H91V167H92ZM95 166H96V165H95ZM201 166H202V165H201ZM18 167H19V169H20V166H18ZM24 167H25V166H24ZM52 167H53V166H52ZM58 167H59V166H58ZM80 167H79V168H80ZM157 167H158V166H157ZM48 168H49V166H48ZM162 168H163V167L161 166V168H156V169H160V170H161ZM189 168H190V167H189ZM189 168L186 169V170H187V173H188V171H189V173H190V169H189ZM195 168H196V167H195ZM23 169H24V168H23ZM53 169H54V167H53ZM84 169H85V168H80V170H81V171L79 170L80 173H81L82 170H84ZM93 169H94V168H93ZM99 169H100V168H99ZM105 169H106V168H105ZM156 169H155V170H156ZM197 169H198V168H197ZM24 170H25V169H24ZM26 170H27V169H26ZM26 170H25V171H26ZM87 170H88V169H87ZM235 170H236V173H237V175H238L237 178H239L238 180H240L239 182L243 183V180H244L243 177H244V176H247V177H246V181H245V183H244L245 188H246V185H247V186L249 185L248 188H246L248 191H245L246 189L243 187L245 190H244L243 193H240V196H242V194H245V195H246V192H248L249 195H250V194L252 195L254 192L258 191V189L262 191V189H261L262 187H261L260 185H263L264 182H263L262 184L259 182V183H258L259 186H260V187H259V186H257V184L255 185V184L253 183V180H254V179L257 177V175H258V177H257L258 179H255V180L261 181V180H260V177L263 175L262 173H264V172H263L264 170H263V171H260V170L257 168V171L259 170L260 173L262 172L260 175H259V172H256V171H253V172H252V169H251L252 174H251V172L248 171L246 168H245V169H240L239 167H236ZM253 170H255V169H253ZM261 170H262V169H261ZM74 171H75V170H74ZM191 171H192V169H191ZM199 171H200V169H199ZM22 172H24V171H22ZM204 172H205V171H204ZM248 172H250V173L248 174ZM254 172H256L257 175L254 174ZM26 173H27V172H26ZM191 173H192V172H191ZM24 174H25V172H24ZM27 174H28V173H27ZM82 174H83V172H82ZM82 174H81V175H82ZM154 174H156V172H154ZM154 174H153V175H154ZM158 174H159V173H158ZM184 174L186 175V172H185ZM184 174H183V176H184ZM194 174H195V173H194ZM25 175H26V174H25ZM28 175H29V174H28ZM156 175H157V174H156ZM189 175H190V174H188L187 176H189ZM197 175H199V174H197ZM200 175H201V173H200ZM251 175H252V176H253V175H256V176L252 177ZM86 176H89V177L91 176V177H92V176H95V174H94V175H89V172H88V173H85V177H86ZM96 176H97V175H96ZM146 176H147V173H146ZM157 176H158V175H157ZM183 176H180V178H178V179L181 180V179L183 178ZM190 176H191V175H190ZM259 176H260V177H259ZM28 177H29V176H28ZM28 177H27V178H28ZM81 177H84V175L81 176ZM85 177H84V178H85ZM89 177H88V178H89ZM148 177H149V176H148ZM150 177H151V176H150ZM154 177L157 179L156 176H154ZM250 177H252V178H254V179L252 180V179H250ZM262 177H263V176H262ZM155 178H154V179H155ZM263 178H264V177H263ZM184 179H185V180H182V181H184V182H181L180 180H178V182H177L178 184L176 183V181H175V184H176L177 186H181V187L188 186L189 184H188V182H186V179H187L186 176H184ZM146 180H147V179H146ZM262 180H263V179H262ZM147 181H148V180H147ZM147 181H146V183H147ZM156 181H157V180H156ZM82 182H83V181H82ZM82 182H81V183H82ZM249 182H251V183L253 184V186L255 185V190L253 189V186H250L251 183L249 184ZM29 183H31V182L29 181ZM156 183H157V182H156ZM179 183H180V184H179ZM181 183H182V184H181ZM184 183H187V185H186V184L183 185ZM237 183H238V182H237ZM190 184H191V183H190ZM252 184H251V185H252ZM147 185H148V184H147ZM176 185H175V187H176ZM236 185H237V184H236ZM236 185H235V186H236ZM29 186H30V185H29ZM237 186H238V185H237ZM239 186H240V185H239ZM151 187H152V186H151ZM163 187H164V186H163ZM173 187H174V186H173ZM173 187H172V188H173ZM181 187H180V190L182 189ZM188 187H189V186H188ZM251 187H252V189H251ZM256 187H258L257 190H256ZM28 188H29V187H28ZM185 188H186V187H185ZM235 188H236V187H235ZM235 188H234V189H235ZM249 188H250V189H249ZM148 189H149V187H148ZM153 189H154V188H153ZM173 189H176V188H173ZM177 189H178V187H177ZM183 189H184V188H183ZM263 189H264V187H263ZM171 190H172V189H171ZM187 190L189 191V189H187ZM239 190H240V192H242L243 189H242V188H241V189L239 188ZM249 190H250V191H254V192H251V193H250ZM28 191H29V189H28ZM151 191H152V190H151ZM185 191H186V190H185ZM29 192H30V191H29ZM152 192H154V191H152ZM175 192H176V191H175ZM178 192H179V191H178ZM180 192H181V191H180ZM233 192H234V190H233ZM236 192H237V191H236ZM263 192H264V191H263ZM263 192H262V193H260V192H256V193H258V194H259V193L262 194V195L259 194V196H260L259 199H260V200H261L262 197H264V193H263ZM16 193H17L18 195H17ZM19 193H21V194H19ZM27 193H28V192H27ZM27 193H26V195H27ZM168 193H169V192H168ZM171 193H173V192L171 191ZM181 193H182V192H181ZM181 193H180V194H181ZM188 193H189V192H188ZM256 193H255V195H256ZM28 194H29V193H28ZM150 194H151V193H150ZM153 194L155 195V192H154ZM238 194H239V192H238ZM238 194H237V193H236V194L234 193V194H231V195H232V196H235V195H238ZM248 194L246 195L247 197H245L244 195L242 196V197H243L242 199L245 200V202L242 201L241 197L236 198V196H235V198H234V197H232L231 195L228 196L227 198L232 197V199H234V200H232V201H236L237 199H240L241 201L237 200V202H238V201H239V202H238V203L235 202L234 206L237 208V210H236L235 207H233V204H231V203L229 202V201H230V199H229V201H228L229 203H228V204H230L229 207H232V208H229V207H228V208L225 209V210L232 211V214H233L234 211H235V212H238V213L240 212V213H241L240 215H243V211H244L245 209H247L246 211H244V213H246V214L249 212V211H248L249 209H250V211L254 210L253 208H255V206H256L258 203H259V204H261V203H260V202L257 203L258 199L255 197V199H257V200H254V199L252 198L253 196L251 197V195H250V198L254 201V204L251 203V199L248 198ZM19 195H20V196H19ZM157 195H158V194H157ZM174 195H175V194H174ZM183 195H184V194H183ZM185 195H188V194L185 193ZM21 196H23V199H21ZM169 196H170V194H169ZM188 196H189V195H188ZM190 196H191V195H190ZM261 196H262V197H261ZM19 197H20V198H19ZM155 197H156V195H155ZM171 197H172V196H171ZM173 197H174V196H173ZM180 197H181V196H179L178 198H180ZM185 197H186V196H185ZM191 197H192V196H191ZM206 197H207V195H206ZM237 197H238V196H237ZM25 198H26V199H25ZM176 198H177V197H176ZM178 198H177V199H178ZM188 198H189V197H188ZM245 198H246V199H245ZM185 199H186V198H185ZM190 199H191V198H190ZM206 199H207V200H206ZM262 199H263V198H262ZM27 200H26V201H27ZM151 200H152V199H151ZM153 200H154V199H153ZM168 200H169V198H168ZM179 200H180V199H179ZM192 200H193V199H192ZM202 200H206V201L208 202V204L204 203V204H206V205H205V211H204V208H203V207H200V206H199V211H198V210L195 211L194 208H198V206L196 205L197 207H193V209H194L195 212H197V214H196L195 212H193V210H192V212L194 213V215H197V216H198V213H200V210H201L200 208H202L201 213L204 212V213H205V216H206V211H207L206 207L209 208V207H210V204H211V208H212L214 205H216V210H215V209L210 210V208H209V210L212 211V213H214L213 211H215V212L217 211V212H218L219 209L217 208V205H218V204L216 203L217 201H218L219 203H223V204H219L220 206L218 205V207H224V202H223V201H219V200H217V201L215 202V201L213 200L216 204H214V202H213V203L210 202V204H209L208 198H204V197H203ZM202 200L200 199L201 202H202ZM247 200H248V202H250V205H248L249 203L246 202ZM260 200H259V201H260ZM15 201H16V202H15ZM147 201H148V200H147ZM159 201H160V200H159ZM170 201H171V200H170ZM182 201H183V200H182ZM224 201L227 202L226 199H224ZM253 201H252V202H253ZM27 202H28V201H27ZM149 202H150V201H149ZM154 202H155V201H154ZM154 202H153V203H154ZM157 202H158V201H157ZM161 202H163V201H161ZM189 202H190V201H189ZM192 202H194V201H192ZM242 202H243V203H242ZM263 202H264V201H263ZM151 203H152V202H151ZM179 203H180V201H179ZM184 203H185V202H184ZM184 203L182 202L183 205H184ZM199 203H200V202H199ZM236 203L239 204V205L236 206ZM245 203H246V205H248V207H250V208H247L246 206H245L246 208H243V207H244L243 204H245ZM158 204H159V202H158ZM171 204H172V203H170V205H171ZM193 204H194V203H193ZM195 204H198V203L196 202ZM204 204H203V205H204ZM251 204H252L253 206H252ZM23 205H24V203H23ZM151 205H152V204H151ZM156 205H157V203H156ZM166 205H167V204H166ZM177 205H179V204H176V206H174V208H177ZM180 205H181V203H180ZM203 205H202V206H203ZM207 205H208V206H207ZM241 205H242V208H241ZM17 206H18V208H19L20 205L17 204ZM171 206H172V205H171ZM184 206H185V205H184ZM188 206H189V205H186L185 207H187V209H188V208H189ZM238 206H239V207H238ZM34 207H35V205H34ZM154 207H156V206H153V209H154ZM160 207H161V205H160ZM163 207H165V206H163ZM167 207H169L168 209H170V206H167ZM181 207H182V206H181ZM185 207H184V209H185ZM191 207H192V206H191ZM251 207H253V208H251ZM263 207H264V204H263ZM21 208H22V207H21ZM35 208H37V206H36ZM157 208H159V207H156V209H154V210H157ZM174 208H173V211H174V210H176L175 212H177V210L179 211V208H178V209H174ZM182 208H183V207H182ZM213 208H215V207H213ZM257 208L260 209V207H257ZM11 209H12V207H11ZM37 209H38V208H37ZM37 209H36V210H37ZM40 209L42 210V208H39V211H40ZM168 209H167V211H169ZM187 209H186V210H187ZM191 209H192V208H191ZM191 209H190L189 211H191ZM217 209H218V210H217ZM221 209H223V208H221ZM232 209H233L234 211H233ZM238 209H239V211H238ZM14 210H15V209H14ZM146 210H147V209H146ZM160 210H161V209H160ZM171 210H172V209H171ZM181 210H182V209H181ZM186 210H184V211H186ZM242 210H243V211H242ZM255 210H256V209H255ZM261 210H263V208H261ZM17 211H18V210H17ZM152 211H153V210H152ZM163 211H165V210L162 209V212H163ZM182 211H183V210H182ZM241 211H242V212H241ZM247 211H248V212H247ZM259 211H260V210H259ZM12 212H13V211H12ZM19 212H20V211H19ZM28 212H29V211H28ZM145 212H146V211H145ZM145 212H144V213H145ZM160 212H161V211H160ZM165 212H166V211H165ZM169 212H170V211H169ZM187 212H188V211H187ZM207 212H208V211H207ZM221 212H222V211H221ZM256 212H257V215L255 214L256 217H257L258 215H259V216L261 215V214H259V213H261V212L258 213V210H257ZM146 213H147V212H146ZM170 213H171V212H170ZM173 213H174V212H173ZM178 213L180 214L181 212H178ZM201 213L199 214V216L201 215ZM209 213H210V212H209ZM238 213H237V214H238ZM249 213H250V212H249ZM249 213H248L247 215H250V216H251V214H252V216H251L250 219L253 220L254 223L257 222L256 226L259 227V226L261 225L262 228L260 229V231L264 232V221H263L264 219L262 220L261 217H260V218L257 217L256 220L254 221V219H252V217H255V216H254V213H251V214H249ZM262 213H263V211H262ZM153 214H154V213H153ZM164 214H165V213H164ZM174 214H177V213H174ZM184 214H186V212L183 213V215H184ZM187 214H189V212H188ZM187 214H186V215H187ZM234 214H235V213H234ZM246 214H245V216H246V217H249V216H247ZM155 215H157V214L155 213ZM165 215H167L168 218L170 217V216H168V215H169L168 213L165 214ZM170 215H171V214H170ZM172 215H173V214H172ZM189 215H190V214H189ZM192 215H193V214H192ZM192 215H191V216H192ZM194 215L192 216V220H194ZM59 216H60V217L63 216V211H61V213L58 214V217H59ZM142 216H143V215H142ZM160 216H161V214H160ZM178 216H179V215H177V217H178ZM203 216H204V215H203ZM261 216L263 217L264 214H262ZM27 217H28V216H27ZM63 217H64V216H63ZM139 217H140V216H139ZM147 217H148V216H147ZM147 217H146V218H147ZM150 217H151V216H150ZM154 217H155V216H153V218L151 217V218H152V221H154V225L157 224V227H159V226H158V222L155 224V221H157V220H156ZM158 217H159V216L157 215V218H158ZM161 217H162V216H161ZM163 217H164V215H163ZM173 217H174V216H172V218H173ZM183 217L186 218V217H189V216H188V215H187L186 217H185V215L182 216V213H181V215H180L178 218H179V220H181L180 218H183ZM201 217H202V215H201ZM146 218H145V220L148 221L149 218H147V219H146ZM164 218H165V217H164ZM170 218H171V217H170ZM172 218H171V219H172ZM178 218H177V219H178ZM189 218H190V217H189ZM189 218H188V219H189ZM198 218H199V217H198ZM204 218H205V217H204ZM242 218H243V216H242ZM263 218H264V217H263ZM62 219H63V218H62ZM137 219H138V218H137ZM137 219H136V221H137ZM153 219H155V220H153ZM166 219H167V218H166ZM174 219H175V218H174ZM188 219L186 218L187 221H188ZM195 219H196V218H195ZM240 219H241V218H240ZM12 220H13V221H12ZM28 220H29V219H28ZM60 220H61V219H60ZM60 220H59V221H60ZM63 220L66 221L65 219H63ZM138 220H139V219H138ZM150 220H151V219H150ZM150 220H149V221H150ZM163 220H164V219H163ZM184 220H185V219H184ZM198 220H200V218H199ZM205 220H206V219H205ZM44 221H45V220H44ZM64 221H63L62 223H60V222H61V221H60V222H59L60 225L58 224V226H59V231H61V233H62V231H64L65 229L67 230V228H68V227L66 228V226H67V224H68L69 222H68V221H67V222H64ZM139 221H141V220H139ZM147 221H144V220H143L144 224H145V222L147 223V225H146V230H147V228H149V227H150L149 229H151V230H152V227L155 228V226H154L153 224H152V227H151V226L148 227V222H147ZM152 221H151V222H152ZM167 221H168V219H167ZM173 221H174V220H173ZM181 221H182V220H181ZM189 221H191V219H190ZM247 221H248V220H247ZM247 221L244 220L245 223H246ZM16 222H17V223H16ZM31 222H32V221H31ZM40 222H42V221H40ZM40 222H39L38 224H37V222H34V223H36V224L38 225L37 227H39V226H40V225H39ZM49 222H50V221H49ZM164 222H165V221H164ZM175 222H176V221H175ZM184 222H185V221H184ZM195 222H196V221H195ZM7 223H8V222H6V225H7ZM44 223L46 224V223H48V222L45 221ZM50 223H52V222H50ZM53 223H54V222H53ZM53 223H52V225L55 226V224H56L57 222L55 221V223H54V224H53ZM152 223H153V222H152ZM165 223H167V222H165ZM173 223H174V222H173ZM180 223H181V222H180ZM191 223H192V224H190V223L187 224V226H190V225H191L190 227H187L186 225L184 226L185 223H181V224H183L182 226H184L183 231H187V230H189V232L191 233L192 231H190V230H191L190 228H192V226L194 225L193 222H191ZM202 223H203V220H202V218H201V220H200V222H199V226H200ZM249 223H251V221H250ZM254 223H253V224H254ZM14 224H15V225H14ZM48 224H49V223H48ZM69 224H70V223H69ZM69 224H68V225H69ZM84 224L87 226L86 223H84ZM84 224H82V225L84 226ZM137 224L141 225L142 228L145 227V225L142 226L143 224L138 223V221H137ZM246 224L248 225V223H246ZM1 225H3V224L1 223ZM4 225H5V224H4ZM43 225H44V224L41 223V228H43L44 231L47 232V229H45V227H46V226L48 227L50 224H49V225H44V227H42ZM52 225H51V226H52ZM79 225L81 226V224H79ZM162 225H163V224H161V226H162ZM170 225H171V224H170ZM172 225H175V224H172ZM33 226H34V225H33ZM83 226H82V227H83ZM88 226L91 228L90 224H89ZM168 226H169V225H168ZM248 226H249V225H248ZM5 227H6V226H5ZM29 227H30V226H29ZM82 227H81V228H82ZM89 227H88V228H89ZM137 227L140 228V226H137ZM137 227H136V228L133 227V230L131 229V235L129 236L128 242L132 243V245H133L134 247L137 248V250H138V257H137L136 259L132 258V256L130 255V253H129V252L123 247L122 243H121L118 239H117L116 241H114V238H113V241H114V243H113V244H114V245H113V247H114V251L112 250V252H113V256H114V257L116 256V258H117L119 264H158V261H157V260H161V259H157V258H163V257H164L163 254L165 253V251L167 250V248L172 249V248H170V244H171V243H170V241H169V240H172V238L170 237L171 239L168 240L169 243H170V244H168L169 247H167V246H166L165 248L163 247L164 249H166V250L163 249V250H164V253L162 254L163 256L161 255V257H160V255H159V256L157 255L158 257H157V258H154V256H155V254H154V249L156 248V245H155L156 242L154 243V240H153V239H155V238L160 239V238H162L161 235H158V234H157V235L159 236V238L156 236V237H152V238H153V239H152V238L149 236V234H150V235H154V234H151V231H147L148 233L146 232L148 235H142V234L140 233V231H136V230H140V229H137ZM157 227H156V228H157ZM170 227H171V226H170ZM174 227H175V226H174ZM176 227H177V224H176ZM178 227H180V226H178ZM186 227H187V228H186ZM251 227H253V226H252V223H251ZM254 227H255V226H254ZM254 227H253V228H254ZM34 228H35V227H34ZM48 228H49V227H48ZM50 228H51V227H50ZM50 228H49V230H50ZM85 228H86V227H85ZM142 228H141V230H142ZM156 228H155V229H156ZM172 228H173V227H172ZM188 228H189V229H188ZM193 228H194V227H193ZM249 228H250V226H249ZM6 229H7V228H6ZM6 229H5V230H6ZM8 229H9V228H8ZM15 229H16V228H15ZM51 229H52V228H51ZM56 229H57V228H56ZM79 229H80V228H79ZM86 229H87V228H86ZM135 229H136V230H135ZM144 229H145V228H143V230L141 231V232H143V234H144ZM186 229H187V230H186ZM250 229H251V228H250ZM257 229H258V228H257ZM38 230H41V229L38 228ZM84 230H85V229H83V231H84ZM90 230L92 231V229H88V230H86V231H88L89 233H91ZM146 230H145V231H146ZM153 230H154V229H153ZM157 230H158V228H157ZM164 230H165V229H164ZM164 230L162 229V231H164ZM166 230H167V229H166ZM177 230H178V228H177ZM177 230H176V231H177ZM8 231H9V230H8ZM159 231H161V230H158V232H159ZM168 231H170V230H168ZM173 231H175L174 228H173ZM176 231H175V232H176ZM179 231H181V230H178V232H179ZM257 231H259V230H257ZM260 231H259V232H260ZM5 232L7 233V231H5ZM149 232H150V233H149ZM154 232H155V230H154ZM156 232H157V231H156ZM171 232H172V230H171ZM178 232H177L178 235L181 234L180 232H179V233H178ZM251 232H253V229H251ZM259 232H258V233H259ZM262 232H261V235H264V233L262 234ZM9 233H10V232H9ZM12 233L15 235V237L17 236V235H16L17 233H14L13 231H12ZM38 233H39V232H38ZM40 233H41V232H40ZM48 233H49V232H48ZM50 233H51V232H50ZM79 233L81 234V233H83V232H81V230H80ZM89 233H87V232L85 233V235L87 234L88 236H87V235H86V236H83V235H82V236H79V234H78V236H77V237H78V238H77L78 241H77V242H78V244H79V246H78L79 248H78L77 251H76V255H74L73 264H92V260H93V256H94V254L91 255V254H90V250H91V247H92V246H91V243H92V242L94 243V241H92V238H91V236H90ZM146 233H145V234H146ZM160 233H162V232H160ZM160 233H159V234H160ZM163 233H165V232H163ZM167 233H169V232H167ZM182 233H183V235H184V233H186L188 237L190 236V233H189V235H188L187 232H182ZM28 234H29V235H28ZM45 234H46V233H45ZM64 234H65V231H64L63 235H64ZM66 234H68L67 231H66ZM91 234H92V233H91ZM175 234H176V233H174V232L171 233V235H174V236H175ZM186 234H185V235H186ZM51 235H52V234H51ZM61 235H62V234H61ZM183 235H181V237H182ZM257 235H259V234H257ZM7 236H8V234H7ZM10 236H12V235H10ZM45 236H46V235H44V237H43V238L41 237V238H42V240H44V238L47 239V238L49 237V238L47 239V240H48L47 244H46L45 246H43L42 248L40 247V248L38 249L39 255L41 256L42 260H44V261H43V264H49V263L51 264V262H53V264H57L58 262L60 263V261H63V258H65L66 256L68 257V255H69V248H70V246H69V245H70V242L68 241L69 239H67V237H63V236L60 237V236H59V237H60L59 239H53V238H52L51 236H49L48 234H47L48 237H45ZM52 236H53V235H52ZM64 236H66V235H64ZM164 236H165V235H164ZM174 236H173V237H174ZM259 236H260V235H259ZM259 236H258V238L253 237V238H254V242H255V243H254V244H255V248H254V250L256 249V247L259 248L260 245H261L262 249L264 250V236H263V237L260 236L261 238H259ZM166 237H167V236H166ZM166 237H165V239H167ZM176 237H177V238H176ZM176 237L174 238V240H172V241H174L175 243L178 242L179 244H180V243H181V244L183 243V244H185V245L188 244V243H187L188 240L186 241V239H188V237L185 238V236H183L184 238L182 237V238L179 239V240H178V237H179V236H176ZM189 238H190V237H189ZM10 239H11V237H10ZM12 239H13V236H12ZM34 239H35V237H34ZM163 239H164V237H163ZM175 239H177V241H176ZM184 239H185V240H184ZM31 240H32V241H31ZM35 240H36V239H35ZM109 240H110V239H109ZM181 240H182V241H181ZM255 240H256V241L258 240V242L260 243V245H259ZM4 241H5V240H4ZM4 241H3V242H4ZM113 241H112V242H113ZM155 241H156V240H155ZM162 241H164V240H162ZM166 241H167V240H166ZM168 241H167L166 243H168ZM172 241H171V242H172ZM180 241H181V242H180ZM183 241H185L186 243L183 242ZM108 242H109V241H108ZM160 242H161V240H160ZM164 242H165V241H164ZM193 242H194V241H193ZM110 243H111V242H109V244H110ZM161 243H162V242H161ZM18 244H19V242H18ZM36 244H37V243H36ZM172 244H173V242H172ZM172 244H171V245H172ZM179 244H178V246H180ZM183 244H182V245H183ZM257 244H258V246H257ZM37 245H38V244H37ZM37 245H36V246L34 245V246H35L36 248H38ZM39 245H40V244H39ZM107 245H108V244H107ZM111 245H112V243H111ZM158 245H159V244H158ZM158 245H157V247H158ZM161 245H164V244L162 243ZM173 245H174V244H173ZM185 245H184V246H185ZM190 245H192V244H190ZM133 246H132V247H133ZM184 246H182V248H183ZM187 246H188V245H187ZM187 246H185V248H183V249H187V250H189V249H188L189 246H188V247H187ZM35 247H34V248H35ZM110 247H111V246H110ZM158 248H160V247H158ZM176 248H178V247H177V244H176ZM180 248H181V246H180ZM31 249L34 251L33 248H30V250H31ZM70 249H71V248H70ZM183 249H182V250H183ZM192 249H193V248H192ZM259 249H260V248H259ZM71 250H72V249H71ZM109 250L111 251V249H109ZM158 250H159V249H158ZM163 250H159V251H163ZM182 250L180 251L182 254H180V253L178 252V253H179L178 255H183V252H184V251L188 252L187 250H183V251H182ZM263 250H262V251H263ZM33 251H32V252H33ZM36 251H37V250H36ZM173 251H174V250H173ZM192 251H193V250H192ZM192 251H190V252H192ZM22 252H23L24 254H23ZM30 252H31V251H30ZM155 252H156V254H157V251H155ZM186 252H184V254H187ZM257 252H258V251H257ZM257 252H254V253H253V255H252L253 258H254V257H258V256H260V254L257 253ZM25 253H28V254H25ZM34 253H35V251H34ZM91 253H92V251H91ZM114 253H115V255H114ZM167 253L172 254V257H173V255L175 256V258L177 257V256L175 255L176 253L173 254V252L170 253V252H168V251H167ZM136 254H137V253H136ZM191 254H192V253H191ZM191 254L188 253V255H187V256H188L187 259H188L189 261H190L189 257H190ZM28 255H29V257H27ZM37 255H38V254H37ZM166 255H167V254L165 253V258L169 256V255H167V256H166ZM263 255H264V252H263ZM191 256H193V260H194V262H195L196 264H200L199 261L197 260L196 256H195V254H193V255H191ZM30 257H32L31 260H30ZM155 257H156V256H155ZM172 257L169 256L170 259H171ZM183 257L185 258L186 256H183ZM183 257H181V258L184 259ZM28 258H29V259H28ZM165 258H164V259H165ZM173 258H174V257H173ZM181 258H180V256H179V258H176V262H177V259H181ZM253 258H251V260L249 261L248 264H258V263L260 262V261L258 260L259 262L257 263V260H256V259H253ZM91 259H92V260H91ZM101 259H102V258H101ZM187 259L185 258L184 263H183V262H182V263L180 262V263H181V264H188V263H190V262H188V261H187L188 263L186 262ZM66 260H68V259H66ZM166 260L168 261L167 258H166ZM166 260H162V261L164 262V261H166ZM171 260H173V259H171ZM29 261H31V262H29ZM33 261H35V260H33ZM68 261H69V260H68ZM162 261H161V263H162ZM169 261H170V260H169ZM179 261H181V260H179ZM262 261H264V260L262 259ZM35 262H36V261H35ZM37 262H38V261H37ZM69 262H70V261H69ZM97 262H99V264H110V263H108L105 259H104V260H103V259H102V260H99V261H97ZM39 263H40V262H39ZM39 263H38V264H39ZM59 263H58V264H59ZM115 263H116V262H115ZM169 263H170V264H175L174 262H171V261H170ZM34 264H35V263H34ZM40 264H41V263H40ZM64 264H65V263H64ZM71 264H72V263H71ZM116 264H118V263H116ZM167 264H168V262H167ZM176 264H178V263H176ZM191 264H192V263H191ZM193 264H194V263H193ZM259 264H260V263H259Z\"/></svg>", "mask_w": 264, "mask_h": 264}, {"label": "crops", "instance_id": "obj_3", "mask_svg": "<svg viewBox=\"0 0 264 264\" xmlns=\"http://www.w3.org/2000/svg\"><path fill=\"white\" fill-rule=\"evenodd\" d=\"M120 101L124 102V100L121 98ZM79 108L81 110L80 115L79 112H76L74 117V130L76 140L78 142H81L106 139L107 137L104 131L105 123H107L109 119L111 120L112 117H115V114L107 107L95 102H85L79 104L78 110ZM260 167L261 168H259V170L263 171V162ZM259 170H256V172H259ZM250 172H248V174ZM261 173L259 172V175ZM255 174L257 175V173ZM262 174V176L264 177V173ZM262 176H259L261 181L255 180L258 179V175L255 179L252 178L254 177V175L250 177V179H254L253 183L259 186V182L261 184L264 182V178ZM246 177L247 176L243 177V184L246 181ZM260 186L262 187V191L259 189L258 191L262 193L264 191V184ZM204 214L205 213L203 212V215ZM246 223H248L250 228L253 229V232H251V229ZM246 223L244 222V219L234 218L230 216L219 215L209 220H205L203 216V223L200 225L199 234L200 244L196 246L195 250V256L199 263L212 264L215 263L217 259L216 264H248L251 259L247 261L238 259L236 257L238 251L236 250H240L243 247V242L249 244L254 250L255 242L252 244V241H254L253 233L257 230L260 231L262 227L261 225L259 227L256 226V223H254L253 220L251 221V223L253 227L255 226L254 228L251 227V223H249L248 221Z\"/></svg>", "mask_w": 264, "mask_h": 264}, {"label": "built area", "instance_id": "obj_4", "mask_svg": "<svg viewBox=\"0 0 264 264\" xmlns=\"http://www.w3.org/2000/svg\"><path fill=\"white\" fill-rule=\"evenodd\" d=\"M132 250L134 251V253H137V248L136 247H132Z\"/></svg>", "mask_w": 264, "mask_h": 264}]
</instances>
